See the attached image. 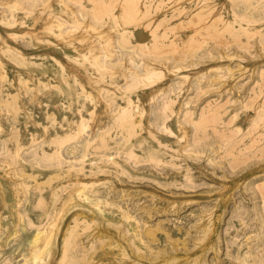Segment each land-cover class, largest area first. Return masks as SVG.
<instances>
[{
  "label": "bare ground",
  "instance_id": "1",
  "mask_svg": "<svg viewBox=\"0 0 264 264\" xmlns=\"http://www.w3.org/2000/svg\"><path fill=\"white\" fill-rule=\"evenodd\" d=\"M4 1V0H3ZM30 0H28V2H29ZM32 2H34V3H32L33 5L35 4V7L32 5V6H30L31 4H30V2H29V4H28V2H26V3H23V7H24V5H27V8H26V6L24 7V8H26L25 10L23 9V11L25 12L27 9H28V13H27V16H26V18L28 17V15H30L29 14V9H33L30 13H33V11L35 12V10H37V8H36V4L38 5V3L37 2H40L39 3V6H41L42 5V3H43V1L45 2H47V0H41V1H36L35 2V0L33 1V0H31ZM50 1H52V0H50ZM54 1V0H53ZM66 2H63V0L61 1H59L60 3L62 2L63 4H65V3H67V0H65ZM73 1V0H72ZM80 1H82L83 3H84V5L86 4V6H84V7H90V8H92L91 9V12H90V9H88L89 10V12L94 16H92V15H90L89 16V18L91 19V16L93 17V18H97V20L99 21V20H101V19H103V18H105V14H107L106 16L107 17H109L108 15H109V12H112L111 14L113 15V17H114V21H112V22H114L113 24H115L116 25V27H119V26H122L121 28L122 29H120V31L122 30L123 31V33L122 34H125V33H127L128 31H130V34H131V31H132V35H130V34H127V35H115V36H113V35H104L107 31H109V30H107L104 34L102 33V32H99V34L97 33V34H94V36H92V37H87L86 35H84V36H76V34H73V37H71L70 38V36H72L71 34H70V31L71 30H74V31H76V29L78 30V28H80V26L81 25H83L82 24V22L81 21H79L80 23H81V25L80 24H78L79 22L77 21V17L75 16V13L74 12H76L77 11V13H78V9H80V7L82 6H80V7H78L77 6V10H75L74 12L72 11V8L71 9H68V8H70L69 6H68V3L66 4L67 6H68V8H67V6L65 5V6H63L62 7V4L60 5V7H62V11L60 10H58L60 13H62L61 15L59 14L58 16H54V17H51L50 18V20L47 22V20H46V24H43V25H40L39 26V29L40 30H43V28H47L48 29V31H47V29H44L45 31H47V33L49 32V33H51L52 31H53V33L51 34L52 35V37L53 38H55L54 36L55 35H58V37L60 38H65L66 40H60V41H62V42H59V43H57V42H54V40H52L51 38H49V39H51V41L52 42H49V39H46L45 41L46 42H49V43H57V44H55L56 45V48L59 50V49H62V50H66L65 51V55L67 56L68 55V57H69V59L73 62V63H75L76 65L78 64H81V63H83L85 60L84 59H86V62H91L92 64H91V66L92 67H88L87 69H89V71H90V74L91 73H93V74H91V75H97V77L96 78H94L93 79V81L94 82H96V83H98V81L100 82V84L99 85H97V84H95V85H97V87H96V89H97V92L98 91H100V94L102 93V95H104V98L105 99H103V101L101 100L102 98H101V96L102 95H100V100L101 101H98L97 102V104H98V106H99V103H100V108H101V113H100V119H99V124H97V126H98V128L94 125V123H95V121L93 122V125L92 126H95L96 128H97V130L96 131H94V129L95 128H93V131L91 130L92 128V126H91V124H92V118H94L93 116H92V118H91V116L87 113V115L85 114V112L87 111H91L90 113L92 114V115H94L93 114V111H95V107H96V105H95V103L93 102V100L95 99L93 96H94V94L93 93H96V92H93L94 90H95V87H94V90H92V87H91V89L87 86V85H85V84H81L82 82H79V79H77V77L76 76H74V74L72 73V68H74V66L71 68V67H68L67 65H65V64H63L62 63V60H59V59H57L56 57H55V55H53V56H51V58H49L46 54H43V52H40V51H38V52H33V53H31L32 54V56H28L29 58H27V56H25L24 54H22L21 52H20V50H18L17 51V49L15 50L14 48L15 47H9V46H7L6 48L4 47V46H2V49L4 48L6 51H10V53H11V51L13 50L14 52H15V55H16V57L17 58H19L20 60H24V61H26V63H28V64H30V66L31 67H33V64H34V66L36 65L37 67H36V69H41L42 71L40 72V74L39 75H41L40 77H42V78H39V80H38V77H39V75H37V82H38V89L39 90H36V92L37 93H33L32 94V99L30 100L31 102H33V103H31V102H29V103H31L32 105H33V108L35 109L34 111H33V113H36V114H38V116H35L36 114H34V116H35V118H33L35 121H36V117H37V119L38 120H41V121H45V120H48V124H46V125H44L43 127H45V129H48V131L47 132H44V129L42 130V132H40L39 131V133H37V131H36V133L34 132V134H36V136H35V138L36 139H40V140H48V141H50L52 144H50V145H48V144H45L44 146H43V142H36L35 140H31V138L30 139H28V137H30L31 135H32V133H29L28 132V130L26 131V133H25V129L27 128V126H26V128L24 129V131L22 132V134L20 133H14V132H16L17 130H18V125H19V119L17 120L14 116H17V115H21V114H17V115H15L14 114V116H11V115H9V111L12 113V108L10 107V103H11V105H12V101H11V99H16V102H15V104L17 103V104H19V105H17V106H20V108L19 107H17V108H19V109H21V102H20V100H18L19 98H18V92L16 93V91H14V92H12V93H16L15 95L17 96V97H14L15 95L14 94H12L11 93V95L10 96H8V97H6V98H3V97H1V95L2 94H4L5 93V88L8 86V85H6L5 83H6V76L4 75V74H0L1 76L3 75L4 77H5V81L3 80V78H2V80L5 82V83H3V81L1 82V76H0V87L2 88V86L3 85H6V86H4L5 88H4V90L5 91H3L1 88H0V108H2V109H4L3 111H5L4 113H6L7 114V112H8V117H14L13 118V120H16V121H18V122H16V121H13L12 119H11V117L9 118L10 119V121L12 120V122H13V124H14V126L16 125V123L18 124L17 125V129L16 128H14V127H11L10 129V131H14L13 132V134H16L15 136H16V140L18 141L17 142V144L15 145V143H13V141L15 140L14 138H15V136L12 134V132H11V134H10V131H9V134L10 135H12V137H13V139H12V137H10V135L9 136H7L8 138V140L5 138H3V140H0V154H1V152H3V154H5V153H8V154H10L9 156L13 159V160H18L19 162H20V164L22 165H20L21 166V168H19V169H21V170H25L26 171V173H27V171H28V169H29V171L31 170V172L34 174V176H33V174H30V173H27L28 175L26 176V173H25V175L24 176H26V177H24V180L22 179L23 178V171H21L22 173L21 174H18V173H16V171H15V173L19 176H22V178L19 176V178H20V180L22 179L23 180V182H21V184L22 183H27V185L29 186V184L28 183H32L31 185H34V180L36 179V181L38 182V184L36 185V188H32V187H30V188H32V189H30V188H28V190H27V186H25L26 188H24V190H26L28 193L26 194V199H24L25 201H23V202H21V203H23V204H21L20 206L21 207H17V205L18 204H20V203H17V199H16V197H14L15 195H13L12 193H13V191H12V193H11V189H12V187H11V184H13L14 183V181L12 180L11 182H13V183H11V184H9L8 183V181H6V180H4V184H3V189L5 188H9V189H7V190H9V193H6V196L4 195V197L3 196H1L0 195V224H2V226H0V264H47L48 262L50 263V260L48 259V255L50 254V252H51V250L54 248V247H57V244L58 243H60V248H61V256H60V258H59V262H58V264H75V262L76 261H79V262H82V261H80V259L82 258V256H83V258H84V255H82L83 254V252H84V249L85 248H83V245H82V248L81 247H79V239L77 238L78 236H79V233L81 232V227H86L87 228V226L88 225H90V224H93V222L95 221V218L93 217V216H97V215H100V217L102 216V217H104V219H106L108 222H107V224H109L110 222H111V224H112V226L114 227V229H115V231L117 232V235L119 236H122V239H123V237H126V238H128L127 240L128 241H132L133 242V238L130 240V237H128L127 235L128 234H130V233H132V236L134 237V236H143V235H148V236H150V235H153L154 233H156L157 232V228H161V230H162V232L164 233L165 231H169V232H171V233H175V232H177V231H181V232H187V234L189 233H191V231H190V229H188V228H190V227H193V228H195V231H196V233H197V239H198V241H203V242H205V240H206V238H207V233H208V231L210 230V229H212L211 227V225H212V218H213V213L215 212L214 210H213V208H216L217 206L216 205H212V206H207V205H205V206H203L202 204H197L198 206H194V207H196V208H194V207H192L191 209H192V215L194 214V218H191V216L189 215V218H188V215H187V213L185 214L184 212L183 213H181V210L183 211L187 206H189L190 204H188V203H191V201L189 202V199H190V197H192V198H198V197H202V195L201 194H196V193H198L199 192V190L200 189H198L202 184H204L205 182H199L198 181V176H197V178H196V174H195V172L193 171V169L191 168V166H188V162H190L189 161V159H188V155H186V154H188L189 153V151L190 152H192L193 150H195V152L196 151H201V149H202V151L204 152V151H207L206 150V147H204L205 145H208V146H210L211 148V150H209V154H210V158H208V162L207 163H209V162H211V163H213V165L211 166L210 165V167H216L217 165H218V162H217V157H218V155H216V154H218V153H216V152H218L219 151V148H221L222 146H220L221 144H220V141H219V139L218 140H216V141H219V146H217V147H215L214 148V146L212 147V145H211V142H209V141H206L207 140V138H208V136H209V138L211 137V135L213 136V134H207L208 136L206 137V135L205 136H203L202 134H205V132L207 131V129H208V127L211 125V121L212 120H214L213 118H214V116L216 115V113L219 111L218 110V108L220 107L219 105H220V103H219V105L217 104V106H213V104L215 105V103L214 102H216V100H217V98L215 99V98H213V99H215V101L214 100H212L213 102H208V104L206 103V105L205 104H203V105H205V106H207L206 108H203L202 110H201V113H200V118L201 119H198V120H195L193 117V112L191 113V111H190V109H187V110H183L182 112H184L183 113V115H184V117H185V119L186 120H189V121H191V122H194L195 123V125L194 126H196V128H197V135L196 136H194L192 139H187V134H188V128L186 127V126H183L182 124H183V122H181V119H182V117L181 116H179V112H178V107H177V103H178V101L179 100H177V99H180V97L182 96L181 94L183 93L182 91L183 90H185V89H187L188 91L189 90H191L192 89V86L193 85H197L195 88H197V91H198V87L200 86V81L201 80H203V72L200 74V75H198L197 74V76L195 77V76H193V78H192V75H191V77L190 78H188L189 76L187 75V74H182L183 76H181L182 78H180L179 80L178 79H173L172 81H171V83L169 84L170 86H169V88L167 87V88H161L162 87V85H161V87L160 88H158L157 89V91L156 92H158L157 93V96L159 95H161V94H159V92H161L162 93V95L160 96L161 98H159V99H157L156 97V103H154V101L152 100H149L148 102L150 103L149 105H145V103H143V98H144V95L142 96V97H140L139 95H140V93H139V95H137V92L135 91V90H139V87L143 84V86H147V85H150L151 86V84H153L155 81H158L159 80V78L160 77H164V75H163V73L162 72H164L162 69H160V65H163V66H166V65H164V63H163V56H165L163 53L165 52V48L166 49H168V48H175L176 47V45H177V47H178V42H176L177 41V38L175 39V42H176V44H175V42L174 41H172V40H174V38H170V39H172V40H170L171 41V43H172V46L173 45H175V47H172L171 46V44L169 43L170 41H168L167 40V43H169L170 44V46L171 47H169V45L168 44H166V39L168 38V36H167V38H166V36H165V34L164 33H166V32H164V30L162 31V30H160V31H158V32H161V33H157V32H155V31H153L155 28H154V26H156V24H160V22H162L163 20H164V18H166V17H169L172 13H174V11H172V10H167L168 12H165L164 13V10H163V12L162 13H157L154 17H155V20H152L151 18H153L154 19V17L152 16L153 15V11L154 12H156L155 10H154V8L155 7H158L159 5H160V7L162 6V8H164L163 7V5L164 4H160V1L161 0H159V1H157V3L159 2V4L157 5V6H155L156 5V3H154L153 5H152V3H151V5H150V2L151 1H148L147 2V0H146V3L148 4L149 3V5H147L145 2H143L142 1V3H145L146 4V6H145V8H142L143 7V5H140L141 3V0H139L138 2H136V0H121V1H123L122 3H121V5H120V8H119V5H118V9H117V11L116 10H110V4H113V3H115V4H117L116 2H114L113 0H85V1H83V0H80ZM117 1V0H116ZM145 1V0H144ZM152 1H154L155 2V0H152ZM162 1H165V0H162ZM167 2H168V0H166ZM165 1V2H166ZM169 1H172V0H169ZM175 1H177V0H175ZM179 1H181V0H179ZM178 1V2H179ZM189 1V0H188ZM201 0H193V1H191L190 2V4L191 5H189L188 3L189 2H185L186 4H188L190 7H193L192 6V4H197L198 2H199V4H201L203 1H205V0H202L201 2H200ZM214 1V0H213ZM216 1V0H215ZM226 1V0H225ZM229 1V0H228ZM231 1L233 2V0H230L229 2H230V4H232L231 3ZM238 2L239 3V1H237V0H234V2ZM245 1V2H244ZM254 0H243V1H240V2H244V3H239V6H240V8L238 7L237 9H240V10H242V11H240V10H237L238 12H240V13H236L237 11H236V9H235V11L236 12H234V10H233V14L232 15H230V12H229V15H228V13L227 12H225L226 10H225V8H227V7H229L228 5H230V4H228L227 3V1H226V3L228 4V5H223V7H225V8H223V14H224V12L226 13V15H228V17H230V19L228 18V21L231 23V24H229L230 26H224L225 28L226 27H230L229 29H230V31H231V28H232V23H234V26L235 27H238V25H239V29L243 32V34L244 35H246L245 33L247 32V30H249L248 32H247V34L249 33V32H251V31H253L252 30V28H247V27H245V29H242V28H244L243 26H245V24H246V22L244 21V20H250V21H252V16H251V18H249V16H250V14H255V11L254 10H256V8H255V3L257 2L256 0V2L254 3L253 2ZM261 1V0H260ZM45 2V3H46ZM57 2H58V0H57ZM58 2V3H59ZM69 2H71V0L69 1ZM74 2H79V0L77 1V0H74ZM82 2H79V3H82ZM113 2V3H112ZM118 2V4H119V1H117ZM164 2V3H165ZM208 2V1H207ZM207 2H204V3H207ZM212 2V1H211ZM211 2H209V3H207L205 6V8L203 7L204 5H203V3L201 4V8H200V11H202L203 13L205 12V11H203V10H201V9H205L206 10V8L207 9H209L208 10V13L207 14H210L209 13V11H210V9L211 8H208L207 7V5H209ZM223 2V1H222ZM233 2V4H236V2L234 3ZM258 2H259V0H258ZM44 3V4H45ZM53 3V2H52ZM59 3V4H60ZM137 3H140V4H138V5H140V6H142L141 7V9L139 10V11H137V12H140V13H138L137 14V12H136V9H137V7H136V4ZM170 3V5L172 4L171 2H169ZM168 3V4H169ZM180 3V2H179ZM213 3V2H212ZM216 3H217V1H216ZM259 3H262V2H259ZM257 4V5H259L260 7H261V5L260 4ZM263 3H264V1H263ZM1 4V3H0ZM43 4V6H46V5H44ZM73 4V3H72ZM74 4H76V3H74ZM183 4H184V2H183ZM182 4V5H183ZM198 4V5H199ZM219 4V2L217 3V5ZM89 5V6H88ZM166 5V4H165ZM164 5V6H165ZM175 5V4H174ZM188 5H184L185 7H187L188 8ZM216 4L214 3V6H215ZM221 5V4H220ZM1 6H3V5H1ZM4 6H5V4H4ZM3 6V7H4ZM42 6V7H43ZM82 6V7H83ZM167 6V5H166ZM165 6V7H166ZM171 6H173V5H171ZM180 6V5H179ZM178 6V7H179ZM184 6H182V7H184ZM195 6V5H194ZM197 6V5H196ZM213 6V7H214ZM230 6H232V5H230ZM235 6V5H234ZM238 6V5H237ZM257 7V9L258 8H260V7ZM262 6H263V4H262ZM2 7V8H3ZM22 7V8H23ZM29 7V8H28ZM32 7V8H31ZM48 8H49V6H47ZM81 7V8H82ZM168 7H170L169 5H168ZM200 7V6H199ZM199 7H197L198 8V10H193L194 8L195 9H197L196 7H193V9H187L188 11H191V10H193L192 12H195L196 13V11H198V14L199 13H201V12H199ZM210 7H211V5H210ZM216 7V6H215ZM221 7V6H220ZM1 8V7H0ZM21 8V7H20ZM41 8V7H40ZM39 8V9H40ZM138 8H140V7H138ZM162 8H159V9H162ZM172 7H170L169 9H171ZM233 8H235V7H233ZM233 8H231V9H233ZM262 8V10H263V8L264 7H261ZM45 9V8H44ZM53 9V8H52ZM76 9V8H75ZM83 9H87V8H83ZM142 9H143V12H142ZM151 9H152V15H150L151 13H150V11H151ZM157 9V8H156ZM159 9L157 10V11H159ZM165 9V8H164ZM172 9H174V8H172ZM176 10H177V8H175ZM179 9H181V8H179ZM182 9H184V8H182ZM215 9V8H214ZM219 9V8H218ZM221 9V8H220ZM228 9V8H227ZM230 9V8H229ZM254 9V10H253ZM74 10V9H73ZM187 10H185V11H187ZM213 10V9H212ZM225 10V11H224ZM244 10H246V12H244ZM248 10V11H247ZM49 11H50V8H49ZM80 11H82V13H83V18L85 17V14L86 13H84L83 11H87V10H80ZM79 11V12H80ZM171 11H172V13H171ZM187 11V12H188ZM221 11V13L220 14H222V10H220ZM39 12H41V9H40V11ZM48 12V11H47ZM58 12V13H59ZM88 12V11H87ZM88 12V13H89ZM176 12V11H175ZM181 12V11H180ZM186 12V13H187ZM206 12H207V10H206ZM205 12V13H206ZM212 14L215 12V11H210ZM218 12V11H217ZM258 12V11H257ZM256 12V13H257ZM260 13H264V10L263 11H259ZM43 13V12H42ZM49 13H53V11L52 12H49ZM54 13H55V11H54ZM89 13V14H90ZM178 13H179V11H178ZM177 13V14H178ZM185 13V12H184ZM189 13V12H188ZM203 13H202V15L200 14L199 16H204L205 15V17L204 18H207L208 17V15H207V17H206V14H204L203 15ZM21 14H22V12H21ZM81 14V13H80ZM183 14V13H182ZM211 14V15H212ZM220 14H218L217 16H215V17H217L216 18V20H218V22L221 20V18L219 19V15ZM236 14V15H235ZM258 14V13H257ZM26 15V14H25ZM39 15V14H38ZM37 15V16H38ZM41 15V14H40ZM44 15V14H43ZM43 15H41V16H43ZM50 15V14H49ZM49 15H48V17H49ZM53 15V14H52ZM87 15L88 14H86V18H87ZM111 15V16H112ZM186 15V14H185ZM190 15V14H189ZM188 15V16H189ZM192 15H194V13L192 14ZM261 15V14H260ZM22 16V15H21ZM34 16H36V13H35V15ZM45 16V15H44ZM79 16H81V15H79ZM104 16V17H103ZM180 16H181V14H180ZM210 16V15H209ZM221 16V15H220ZM223 16V15H222ZM246 16V17H245ZM254 16V15H253ZM257 15L255 14V16H254V19H253V21H256V19L258 18V17H256ZM262 16V15H261ZM39 17V16H38ZM47 17V18H48ZM72 17V18H71ZM102 17V18H101ZM151 17V18H150ZM171 17H173L172 15H171ZM177 18L179 17V16H176ZM176 17H174V18H176ZM184 17H186V16H184ZM183 17V18H184ZM191 18H192V16H190ZM215 17H214V19H215ZM247 18V19H245V18ZM256 17V18H255ZM32 18H35L36 19V17H30L29 16V18L27 19V22L29 23V21L32 19ZM40 18V17H39ZM92 18V19H93ZM99 18H101V19H99ZM198 18V17H197ZM196 18V19H197ZM203 18V17H202ZM202 18L200 19L201 20V22H202ZM210 18V17H209ZM223 19L225 18V20H222V21H226V17H225V14H224V16L222 17ZM244 18V19H243ZM259 18H260V16H259ZM258 18V19H259ZM24 19L25 18H23V20L22 21H24ZM43 19H46V18H44L43 17ZM75 19V20H74ZM89 19V20H90ZM91 19V20H92ZM168 18H166V22L169 20L171 23L170 24H172V25H170L169 23V25H170V27L172 26H175V25H173V24H177L178 22H174V23H172L173 21H172V19L170 20V19H168ZM208 19V18H207ZM211 19V18H210ZM214 19H212V21L213 22H209V24L210 23H212L211 25H209L208 24V29H209V27H214V25H215V29H214V31H212L213 33L217 30V29H219V28H217V27H219L220 25L219 24H221V23H217V21L216 20H214ZM257 19V20H258ZM261 19V18H260ZM263 19H264V15H263ZM263 19H262V21H263ZM37 20V19H36ZM35 20V21H36ZM72 20H73V22H72ZM81 20V19H80ZM87 20V19H86ZM90 20V21H91ZM96 20V21H97ZM106 20V19H105ZM104 20V21H105ZM108 20V19H107ZM150 20H151V22H150ZM162 20V21H161ZM175 20V19H174ZM187 20V19H186ZM189 20V19H188ZM195 20V19H194ZM248 20V21H249ZM21 21V22H22ZM25 21H26V19H25ZM34 21V20H33ZM34 21V22H35ZM38 21V20H37ZM74 21H75V23H74ZM83 21H84V19H83ZM141 21V22H140ZM156 21V22H155ZM165 21V20H164ZM196 21V20H195ZM216 21V22H215ZM252 21V22H253ZM258 21H260V23H262L261 22V20H258ZM78 22V23H77ZM103 22V21H102ZM102 22L100 21V25H99V22H97V24L100 26V27H102L101 25H103L102 24ZM145 22V23H144ZM147 22H150V23H148V25H146L147 24ZM155 22V23H154ZM180 22H182V20H180ZM192 22H193V19H192ZM201 22H199V21H197V24L198 23H201ZM228 22V23H229ZM10 22H7V24H9ZM26 23V22H25ZM24 22H23V25L25 24ZM28 23H26L27 24V26L29 25H31V24H28ZM31 23H33V22H31ZM41 23V22H40ZM43 23V22H42ZM76 23H77V25L79 26H77L76 25ZM84 23V22H83ZM85 23H87V21L85 22ZM94 23H96L95 21H94ZM94 23H92V25H94ZM105 23H107V21H105L104 22V24ZM129 23V25L132 23H134L133 25H131L132 27L133 26H135L136 27V25H145V27H144V29L146 28V26H147V29L149 28L148 26H149V24L150 25H152L153 24V32H152V37L151 38H148V40H146V41H144L143 39L145 38L144 37V33L142 32V31H136L135 33H137V34H133V31H135V30H131L130 29V26H128V25H126V24H128ZM139 23H144V24H139ZM162 23H164V22H162ZM225 23V22H224ZM228 23H226V24H228ZM249 23H251V22H249ZM255 23H257V21L255 22ZM88 24H90V22L88 23ZM112 24V25H113ZM167 24V25H168ZM190 24H192V23H190ZM194 24H196V23H194ZM216 24H218V25H216ZM222 24H223V22H222ZM221 24V26H220V28H222L223 27V25ZM240 24H241V26H240ZM263 24V23H262ZM20 25L22 26V24L20 23ZM75 25V26H74ZM111 25V26H112ZM115 25H114V27H115ZM161 25V24H160ZM164 25V24H163ZM163 25H161L160 27H161V29H163L162 28V26ZM213 25V26H212ZM261 25V24H260ZM37 26V25H36ZM73 26H74V28H73ZM95 26V25H94ZM110 26V27H111ZM157 26H159V25H157ZM182 26V25H181ZM184 26V25H183ZM182 26V27H183ZM200 26V25H199ZM198 26V27H199ZM205 26H207V25H205ZM234 26H233V30H235V32L236 31H238V33L240 32L241 33V31H239L237 28L236 29H234ZM247 26H249V25H247ZM250 26H251V24H250ZM249 26V27H250ZM263 26V25H262ZM262 26H260V27H257L256 29H258V28H260L261 29V27ZM23 27V26H22ZM31 27H35V26H32L31 25ZM49 27H50V29H49ZM76 27H78V28H76ZM86 27V26H85ZM84 27V28H85ZM109 27V28H110ZM114 27H111L112 29L114 28ZM165 27V26H164ZM169 27V26H168ZM167 27V28H168ZM169 27V28H170ZM171 27V28H172ZM177 27V26H176ZM197 27V26H196ZM202 27H204V26H202ZM223 27V29L224 30H228L229 31V29L227 28V29H225ZM242 27V28H241ZM252 27V26H251ZM42 28V29H41ZM83 28V29H84ZM89 28H95L93 31H92V29H91V31L92 32H94L95 30H97V28L96 27H93V26H89ZM89 28H87V29H89ZM111 28H110V30H111ZM120 28V27H119ZM118 28V29H119ZM127 28H129V30L127 29ZM173 28H175V27H173ZM173 28H172V30H170L171 32H173L174 30H173ZM178 28V30H179V27H177ZM201 28V27H200ZM211 28V30H213ZM247 28V29H246ZM255 28V25H254V27H253V29ZM8 29V28H7ZM82 29V30H83ZM87 29H86V31H87ZM146 29V30H147ZM157 30H158V27L156 28ZM165 29H166V27H165ZM187 29V28H186ZM202 29V28H201ZM201 29H200V31H199V29H197L198 30V32H201ZM223 29H221L220 30V33L222 34V32H224V30ZM251 29V30H250ZM260 29H259V31L258 32H260ZM262 29H263V27H262ZM29 30V29H28ZM52 30V31H51ZM103 30H105V29H103ZM124 30H127L125 33H124ZM175 30L177 31V29L175 28ZM181 30V29H180ZM179 30V31H180ZM182 30H184V27H183V29ZM206 30V29H205ZM210 30V29H209ZM209 30H206V33H207V31H208V34H212V35H209V36H212L213 37V35L215 36V34H219V32L217 31V32H215V34H213L212 32H210ZM264 30V29H263ZM262 30V31H263ZM100 31V30H99ZM101 31H102V29H101ZM116 31H119V30H117L116 29ZM148 31H149V29H148ZM169 34H170V31H168V30H166ZM29 32V31H28ZM38 32V31H37ZM37 32H35V33H37ZM72 32V31H71ZM89 32H90V30H89ZM88 32V33H89ZM175 32V31H174ZM178 32V31H177ZM184 32V31H183ZM183 32H181L182 34H183ZM186 32V31H185ZM195 32V31H194ZM197 32V31H196ZM195 32V33H196ZM225 32H227V31H225ZM234 32V33H235ZM254 33H255V31H253ZM264 32V31H263ZM262 32V33H263ZM34 33V34H35ZM40 33H41V31H40ZM39 33V34H40ZM85 33H87V32H85ZM114 33V32H113ZM118 33V32H117ZM167 33V34H168ZM229 33V32H228ZM231 33V32H230ZM230 33H229V35H230ZM237 33V34H238ZM252 33V32H251ZM250 33V34H251ZM25 34V33H24ZM23 34V35H24ZM38 34V33H37ZM37 34H36V36H37ZM38 34V35H39ZM66 34H67V36H66ZM79 34V33H78ZM77 34V35H78ZM107 34V33H106ZM174 34V33H173ZM181 34V35H182ZM199 34H201V33H199ZM204 33H202L201 35H203ZM223 34H225V33H223ZM222 34V36H224V42H225V36H226V34L225 35H223ZM256 34V33H255ZM264 34V33H263ZM262 34V36H261V33H260V37H263L264 35ZM23 35H21L22 36V38H26V34L23 36ZM28 35V37L30 36L29 35V33L27 34ZM43 36H44V34H42ZM50 35V34H49ZM48 35V36H49ZM75 35V36H74ZM88 36H89V34H87ZM91 35V34H90ZM172 35V34H171ZM178 36H179V33L177 34ZM177 35H174V36H177ZM184 35V34H183ZM182 35V36H183ZM185 35H187V34H185ZM195 35V34H194ZM205 35V34H204ZM220 35V34H219ZM228 35V34H227ZM228 35V36H229ZM231 35H232V33H231ZM230 35V36H231ZM234 35V34H233ZM46 36V35H45ZM47 36V37H48ZM124 36V37H123ZM173 36V37H174ZM188 36V35H187ZM189 36H190V34H189ZM192 36H193V34H192ZM229 36V37H230ZM235 36V35H234ZM233 36V37H234ZM49 37H51V36H49ZM197 37V36H196ZM216 38H218L217 40L219 41V37H217V35L215 36ZM239 37V36H238ZM242 37V36H241ZM249 38H250V36H248ZM22 38H20L21 39V41H19L20 43H26L25 41L26 40H28V44L30 43V44H34V42H32V41H29V39H30V37L29 38H27V39H23L24 40V42L22 41ZM36 38H38V37H35L34 39H36ZM39 38H41L40 36H39ZM57 38V37H56ZM124 38H125V41H124ZM166 38V39H165ZM168 38V39H169ZM182 39H183V37H181ZM188 38V37H187ZM187 38H186V42H188V44L190 43V41H187ZM190 38V37H189ZM189 38H188V40H189ZM193 38V37H192ZM216 38H215V40H216ZM232 38V37H231ZM236 38V37H235ZM112 39L114 40V41H112ZM180 39V38H179ZM191 39V38H190ZM194 39V38H193ZM220 43L223 41L222 40V38H221V35H220ZM230 39V38H229ZM17 40V39H16ZM19 40V39H18ZM31 40H32V35H31ZM131 40V43H128V41H130ZM195 40V39H194ZM196 40H197V38H196ZM204 40V39H203ZM228 40V39H227ZM227 40H226V42H227ZM239 40V39H238ZM245 40V39H244ZM260 41L262 40V39H259ZM264 40V39H263ZM39 41V39L37 40V42ZM45 41L42 39V41H40V42H44L45 43ZM134 41V42H133ZM144 41V42H143ZM183 40H180L179 42H182ZM184 41H185V39H184ZM199 41V40H198ZM230 41V40H229ZM246 41H248V40H246ZM259 41V42H260ZM32 42V43H31ZM36 41H35V44L37 43ZM127 42V43H126ZM174 42V43H173ZM186 42H185V44H186ZM191 42L192 43H190V44H192V45H194V44H196V43H194L193 42V40H191ZM199 42H201V41H199ZM203 42V41H202ZM204 42H207V41H204ZM242 42V41H241ZM249 42V41H248ZM262 43H264L263 41H261ZM260 42V43H261ZM86 43V44H85ZM135 43H137V45H135ZM183 44H184V42H182ZM182 43L181 44H179V45H182ZM194 43V44H193ZM259 43V44H260ZM260 44V45H263V44ZM27 44V45H28ZM34 44V45H35ZM38 44V43H37ZM138 44H142L143 45V48H142V45L141 46H138ZM184 44V45H185ZM187 44V45H188ZM200 44L201 43H199V46H200ZM244 44L246 45L247 43L245 42V43H241V45H243L244 46ZM25 45V44H24ZM23 45V46H24ZM34 45H32V46H34ZM49 46H50V44H48ZM48 45H47V47L46 48H48ZM87 46L86 48H82L83 46ZM167 45H168V47H167ZM184 45H182V46H184ZM191 45V47H192V50L194 51L195 50V48L197 49L198 47V45L196 46L195 45V48H194V46H192ZM202 45V44H201ZM205 45V44H204ZM239 46V45H237V46H239L241 49H243L244 47L243 46ZM251 45V44H250ZM29 46H31V45H28V47ZM31 46V47H32ZM36 46V45H35ZM41 46H43V45H41ZM53 46V45H52ZM166 46V47H165ZM182 46H181V48H182ZM190 46V45H189ZM188 46V47H189ZM211 46V45H210ZM217 46V45H216ZM247 46L250 48V46L247 44ZM252 46V45H251ZM9 47V48H8ZM27 47V46H26ZM158 47H164L163 49H164V52L163 53H160L161 55H158V54H155L154 55V53L155 52H157L158 53V51H163V50H161V48L159 49V50H156ZM190 47V48H191ZM205 48L207 47V46H204ZM217 47H219V46H217ZM259 47H261V46H259ZM263 47H264V45H263ZM1 48V47H0ZM37 48H39V47H37ZM55 48V49H56ZM133 48H135V49H133ZM139 48H141V49H144V50H142V51H145V49L147 50V51H145V52H142L141 51V49H140V51H139ZM180 48V49H181ZM190 48H188V49H190ZM220 48V47H219ZM218 48V49H219ZM222 48V47H221ZM245 48H246V46H245ZM244 48V49H245ZM49 49V48H48ZM47 49V50H48ZM179 49V47L177 48V49H175V50H178ZM179 49V50H180ZM184 49V48H183ZM182 49V51H185V50H183ZM188 49L186 50L187 51V53H188ZM199 49H200V47L198 48V52H199ZM201 49H203V45H202V48ZM209 49V48H208ZM251 49V48H250ZM262 49H264V48H262ZM135 50V51H134ZM154 50H156V51H154ZM174 50V49H173ZM175 50H174V52H175ZM191 50V51H192ZM211 50V49H210ZM209 50V51H210ZM220 50V49H219ZM223 50H224V48H223ZM246 51H247V49H245ZM8 51V52H9ZM28 51H30V50H28ZM54 51V50H53ZM154 52V53H151V54H153V58H151V56L152 55H150V57H147L146 59H144V58H140V57H142V55H143V53H146V52ZM167 52H168V50H166ZM181 51V52H182ZM185 51V52H186ZM190 51V50H189ZM190 51V52H191ZM192 51V52H193ZM197 51V50H196ZM196 51L194 52V55H196L195 53H196ZM204 51V50H203ZM208 50H206V54H210L211 52H207ZM221 51V50H220ZM263 51V50H262ZM261 51V52H262ZM24 52V51H23ZM49 52H50V50H49ZM61 52V51H60ZM126 52H129L131 55L128 57V54H127V57L129 58H127L128 59V61L126 60V57L124 56V54L126 53ZM148 52V53H149ZM169 52H172V50L170 51V49H169ZM168 52V53H169ZM174 52H172V53H174ZM176 52H179V51H176ZM184 52V54H186L187 55V53H185ZM189 52V53H190ZM190 53V55L191 56H194V55H192L193 53ZM201 52H202V50H201ZM222 52V51H221ZM225 52V51H224ZM264 52V51H263ZM141 54V55H139V54ZM166 53V52H165ZM226 53V52H225ZM229 52H227L226 53V55L228 54ZM247 53V52H246ZM246 53H244V51H243V54H246ZM257 53V52H256ZM56 54V53H55ZM63 54V53H62ZM147 54V53H146ZM146 54H144V55H146ZM179 54H181V53H179ZM183 54V53H182ZM183 54V55H184ZM199 54L200 53H198L197 55H198V57H199ZM202 54H204V52L203 53H201V56H202ZM205 54V55H206ZM212 54V53H211ZM210 54V55H211ZM221 54V53H220ZM235 54V53H234ZM234 54H232V58H234V57H236ZM238 54H241V53H238ZM242 54V55H243ZM29 55V54H28ZM47 57H46V56ZM143 55V56H144ZM148 55V54H147ZM146 55V56H147ZM167 55H169V57L168 58H170L171 59V56H170V54H167ZM205 55L204 56H202V57H205ZM212 55H214V54H212ZM212 55L211 56H208V55H206V57L207 58H209V57H211V59H212ZM223 54H221V56H222ZM254 55V54H253ZM258 55V54H257ZM63 56V55H62ZM123 56H124V58H123ZM174 56V55H173ZM178 56V55H177ZM180 56H182V55H180ZM185 56V55H184ZM215 56V55H214ZM221 56H219V57H221ZM224 56V55H223ZM229 58H231L229 55H227ZM245 57H246V55H244ZM248 56H251V54L249 53V55ZM247 56V57H248ZM255 56V55H254ZM254 56H252L253 58H254ZM260 56V55H259ZM263 56H264V54H263ZM167 57V56H166ZM176 57V55L174 56V59H177L178 60V58H180V57H177V58H175ZM190 57V56H189ZM195 57V56H194ZM197 57V56H196ZM245 57H244V59H245ZM251 57V58H252ZM255 57H258V56H255ZM186 58H188V57H186ZM193 58V57H192ZM201 58V57H200ZM215 58H217L218 59V57H215ZM221 58H226V56H224V57H221ZM228 58V59H229ZM252 58V59H253ZM34 59V60H33ZM181 60L179 61L178 60V62H181V63H183L184 64V61H187V59L186 60H184L183 62H182V60L183 59H185V57H181L180 58ZM189 60L191 59V58H188ZM216 59V60H217ZM236 59V58H235ZM239 59H241V58H239ZM243 59V58H242ZM247 59V58H246ZM250 59V58H249ZM257 59V58H256ZM81 60H84V61H81ZM166 60V59H165ZM169 60V59H168ZM172 60H173V58H172ZM188 60V61H189ZM192 60V59H191ZM193 60H195L194 58H193ZM192 60V61H193ZM198 59H196V61H197ZM202 59H200V61H201ZM203 60H205V59H203ZM208 60V59H207ZM210 60V59H209ZM208 60V61H209ZM215 60V59H214ZM42 61H46V62H49V64L47 65V64H44L45 62H42ZM199 61V60H198ZM207 61V62H208ZM213 61V60H212ZM70 62V61H69ZM86 62H84V63H86ZM165 62V61H164ZM177 62V63H178ZM201 62H203V61H201ZM229 62V61H228ZM264 62V61H263ZM25 63V64H26ZM83 63V64H84ZM88 63V64H89ZM169 63H171V62H169ZM173 63H175V65H176V60H175V62L173 61ZM173 63H171L170 65L172 66L173 65ZM180 63V64H181ZM189 63H190V61H189ZM204 63H205V61H204ZM227 63V62H226ZM234 63H236V62H234ZM238 61H237V65H238ZM262 63V62H261ZM28 64H26V66L28 65ZM44 64V65H43ZM166 64V63H165ZM193 64V62L191 63V65ZM195 64V63H194ZM198 64V63H197ZM86 65L87 64H85V67H86ZM179 65V64H178ZM177 65V66H178ZM189 65V64H188ZM191 65H190V67H191ZM217 65V64H216ZM225 65V64H224ZM228 65V64H227ZM226 65V66H227ZM233 65V64H232ZM235 65V64H234ZM233 65V66H234ZM241 65V64H240ZM247 65V64H246ZM257 65H258V63H257ZM256 65V66H257ZM264 65V64H263ZM81 67L82 66H84V65H80ZM162 66V67H163ZM196 66V65H195ZM210 66V65H209ZM230 66V65H229ZM236 66V65H235ZM239 66V65H238ZM84 67V68H85ZM126 69V73L124 72V68ZM161 67V68H162ZM169 67V66H168ZM167 66H166V68H168ZM179 67H182V65L180 66H178V67H176L175 66V68H178L179 69ZM183 67L184 68H186L185 67V65H183ZM183 67H182V69H183ZM192 67H193V65H192ZM222 67V66H221ZM241 67H243V65L241 66ZM245 67V66H244ZM243 67V68H244ZM27 68H29V65L27 66ZM34 68V67H33ZM172 68V67H171ZM171 68H169V70L168 71H170V69ZM188 68V67H187ZM213 69H215V70H213V71H216L217 69H216V67H212ZM211 68V69H212ZM237 68V67H236ZM239 68H240V66H239ZM247 68V67H246ZM8 69V68H7ZM35 69V68H34ZM76 69V68H75ZM81 69V68H80ZM79 69V70H80ZM181 69V68H180ZM208 69V68H207ZM218 69H219V71L221 70V69H224V67H222V68H220V67H218ZM233 69H235V68H232L231 66L230 67H228V72L229 71H231V74H232V72H235L236 70H233ZM240 69H242V68H240ZM239 69V70H240ZM254 69V68H253ZM256 69V68H255ZM85 70H86V68H85ZM128 70V71H127ZM178 71V70H175V69H173L172 68V72H174V71ZM200 69H198V71H199ZM209 70H210V68H209ZM233 70V71H232ZM246 70V69H245ZM247 70H248V68H247ZM250 70V69H249ZM40 71V70H39ZM74 71V73H76L75 72V70H73ZM170 71V73H172ZM207 71V70H206ZM205 71V73H207ZM218 71V70H217ZM217 71H216V74L215 75H217ZM222 71V70H221ZM224 71H226V70H224ZM244 73H245V71L244 70H242ZM258 71V73H257V75H259V77L256 79V83H254L253 85H254V87L256 86L257 87V85H258V83H260L259 85L261 86V82H264V66H262V67H259V69L257 70ZM197 72V71H196ZM200 72V71H199ZM209 72H211L212 73V71H209ZM223 72V71H222ZM222 72H220L221 73V75H222ZM237 72V71H236ZM240 72V71H239ZM251 72V71H250ZM256 72V71H255ZM80 73V72H79ZM84 73V72H83ZM86 73V72H85ZM98 73V74H97ZM167 73V72H166ZM165 73V74H166ZM195 73V72H194ZM204 73V74H205ZM210 73V74H211ZM215 73V72H214ZM227 73V72H226ZM230 73V72H229ZM249 73V72H248ZM77 74V73H76ZM179 74V73H178ZM208 74V73H207ZM207 74H206V76H204V77H208L207 76ZM213 74V73H212ZM236 74V73H235ZM243 74V73H242ZM33 75V74H32ZM31 75V76H32ZM48 75V76H47ZM78 76H79V74H77ZM86 75V74H85ZM159 75H160V77H159ZM170 75V74H169ZM214 74H213V76H215ZM218 75H220V74H218ZM217 75V76H218ZM238 75V74H237ZM239 75H241V72H240V74ZM238 75V76H239ZM251 75V74H250ZM87 76V75H86ZM167 76H168V73H167ZM213 76H212V78H213ZM225 76H228V75H224L223 77L225 78ZM232 76V75H231ZM236 76V75H235ZM234 76V77H235ZM254 76V75H253ZM35 77V76H34ZM80 77V76H79ZM89 77V76H88ZM94 77V76H93ZM158 77V78H157ZM221 78V80L222 79H224V78ZM230 77V76H229ZM228 77V78H229ZM244 77V76H243ZM242 77V78H243ZM250 77V76H249ZM11 78V77H10ZM22 78H24V80L25 79H27V82H28V78L26 77H22ZM82 78V77H81ZM86 78V77H85ZM172 78V77H171ZM171 78H169L170 80H171ZM209 78H211V77H209ZM208 78V79H209ZM218 78V77H217ZM232 78V77H231ZM236 78V77H235ZM234 78V79H235ZM34 79V78H33ZM157 79V80H156ZM164 79V78H163ZM205 79V78H204ZM207 79V78H206ZM214 79H215V77H214ZM219 79V78H218ZM226 79V78H225ZM13 80V79H12ZM161 80V79H160ZM159 80V81H160ZM211 80V79H210ZM213 80V79H212ZM221 80L219 81V82H221ZM239 80V79H238ZM247 80V79H246ZM252 80V79H251ZM35 81V80H34ZM204 81V80H203ZM202 81V82H203ZM228 81V80H227ZM234 81V80H233ZM7 82H8V80H7ZM26 82V81H25ZM24 82V83H25ZM30 82H32V81H30ZM201 82V83H202ZM208 82H209V80H208ZM219 82H217V83H219ZM239 82V81H238ZM258 82V83H257ZM9 83V82H8ZM84 83H86V82H84ZM90 83H92L91 81H90ZM184 83H186V85H187V83H188V85H187V87L185 88V86H184ZM243 85H244V83L243 82H241ZM246 83H248V82H246ZM1 84H2V86H1ZM209 84V83H208ZM219 84H221V83H219ZM240 84V83H239ZM238 84V85H239ZM257 84V85H256ZM25 85V84H24ZM28 85V84H27ZM24 86V88L25 87H27L24 91H26L27 89H29V86L30 85H32V84H30V85H28V86ZM90 85V84H89ZM94 85V84H93ZM154 85V84H153ZM207 85V84H206ZM213 85V84H212ZM222 85V84H221ZM232 85V84H231ZM263 85H264V83H262V86L260 87V86H258V89H259V87L260 88H262L263 87ZM165 86V85H164ZM167 86V85H166ZM201 86H202V84H201ZM208 86V85H207ZM215 85H213V87H214ZM218 86V85H217ZM236 86V85H235ZM241 86V85H240ZM11 87V86H10ZM10 87H8V88H10ZM32 87V86H31ZM191 87V88H190ZM194 87V86H193ZM203 87H204V85H203ZM211 87V86H210ZM234 87V83H233V86H232V88ZM254 87H253V89H254ZM255 87V88H256ZM8 88H6V89H8ZM20 88H22L23 89V84H22V87H20ZM87 88V89H86ZM141 88V87H140ZM195 88H193V90H195ZM200 88H202V87H200ZM215 88H216V86H215ZM219 88H222V86L221 87H217L216 89H219ZM237 88H238V86H237ZM237 88H236V90H237ZM240 88H242V87H240ZM240 88H238V91L239 90H241ZM251 88H252V86H251ZM14 89V88H13ZM21 89V90H22ZM33 89V87L31 88V93H32V90ZM77 89H79V90H81V91H83V92H79L80 94H78V93H76V90ZM212 89V88H211ZM210 88H209V90L210 91H212ZM235 89V88H234ZM257 89V94H254V92L256 91L255 89V91L253 92V96H252V98L254 97V95H255V99L253 100V101H257V99H259L258 97H261L260 95H262V93H259V90ZM202 91L204 90V89H201ZM207 90V89H206ZM205 90V91H206ZM214 90V89H213ZM252 90V89H251ZM262 89H260V91H261ZM12 90H8V92H9V94H10V92H11ZM20 91V90H19ZM143 91V90H142ZM195 92L194 93V91L192 92V93H194L195 95H196V93H198V94H200L201 93V91H199V92ZM215 91V90H214ZM213 91V92H214ZM216 91H218V90H216ZM221 91V90H220ZM224 91V90H223ZM28 92H30V90L28 91ZM27 92V93H28ZM155 92V93H156ZM182 92V93H181ZM191 92V91H190ZM189 92V93H190ZM204 92V91H203ZM209 92V91H208ZM208 92H204V93H208ZM247 92V91H246ZM6 93H7V91H6ZM20 93V92H19ZM26 93V92H25ZM27 93H26V95H27ZM154 93V94H155ZM188 93V92H187ZM186 93V91H185V94H187ZM214 93H217V92H214ZM224 93H225V91H224ZM232 93H234V92H232ZM241 93V92H240ZM75 94H78V95H76L77 97H75ZM153 94V95H154ZM197 94V96H200L201 97V94L200 95H198ZM208 94H211V93H208ZM213 94V93H212ZM239 94V93H238ZM249 94H251L250 93V90H249ZM258 94H259V96H258ZM84 95L86 96L87 95V98H85L84 97ZM214 95V94H213ZM217 95V94H216ZM219 95V94H218ZM226 95V94H225ZM225 95L223 96V99H224V97H225ZM241 95V94H240ZM245 95V94H244ZM256 95H257V98H256ZM11 96H13V97H11ZM24 96V95H23ZM39 96V97H38ZM78 96H80V98H78ZM186 97H187V95H185ZM190 96V95H189ZM208 96H210V95H208ZM248 96V95H247ZM263 96H264V93H263ZM9 97H11V99L9 98ZM25 97V96H24ZM153 98H154V96H152ZM183 97V96H182ZM186 97H184V98H186ZM191 97V96H190ZM190 97H187L186 99H185V101H183L182 99V101H183V103H185V105L187 106V104L190 102ZM206 97V96H205ZM219 97V96H218ZM230 97V96H229ZM234 97H237V96H234ZM244 97H246V96H244ZM244 97H242L243 99H244ZM249 97V96H248ZM27 98V97H26ZM30 98V97H29ZM99 98V97H98ZM97 98V99H98ZM150 98V97H149ZM153 98H151V99H153ZM191 98H193V97H191ZM195 98H196V96H195ZM195 98H193L192 100H194ZM203 98V97H202ZM239 98V97H238ZM251 98V97H250ZM249 98V99H250ZM6 99H10V103H8V102H6ZM17 100L20 102H17ZM141 100V101H140ZM191 100V101H192ZM196 101H198L197 99H195ZM195 100H194V102H195ZM206 100V99H205ZM210 100V99H209ZM234 100V99H233ZM237 100V99H236ZM240 100V99H239ZM247 101H249L250 102V100H248V99H246ZM264 100V99H263ZM8 101V100H7ZM15 101V100H14ZM14 101H13V103H14ZM176 101H177V103H176ZM181 101V102H182ZM201 100H199V102H200ZM219 101V100H218ZM217 101V102H218ZM221 101V100H220ZM229 100H228V98H227V100H226V102H228ZM252 100H251V102H253ZM23 102V101H22ZM193 102V101H192ZM202 102V101H201ZM225 102V101H224ZM224 102H222L221 104V106H224V105H226V104H224ZM230 102V101H229ZM229 102H228V104H229ZM233 102H235V100L233 101ZM238 102V101H237ZM259 102H261V101H259ZM264 102V101H263ZM8 104V106H9V108H8V106H7V104ZM63 103H68L67 104V106L65 107L64 106V104ZM93 103H94V106H93ZM196 103V102H195ZM236 103V102H235ZM6 104V105H5ZM181 104V103H180ZM179 104V105H180ZM196 104H198V103H196ZM224 104V105H223ZM232 104V103H231ZM240 104V103H239ZM245 104H247V103H245ZM194 104H192V106H193ZM209 105H211V107L209 106ZM241 105H244V103H242ZM240 105V106H241ZM250 105V108H251V103L249 104ZM249 105H247L248 106V109H249ZM27 106V105H26ZM35 106V107H34ZM184 106V105H183ZM186 106H185V108H186ZM201 106V105H200ZM209 106V107H208ZM253 106H255V104L253 105V103H252V107ZM256 106H258V105H256ZM263 106V107H262ZM261 106V108L259 109H255L254 107H253V109H255V111L251 114V117H250V119L247 121L246 119H245V122L247 121L249 124H250V122H251V118L252 117H257V118H264V105H262ZM14 105H13V109H14ZM24 107V106H23ZM46 107H49V109L51 108V109H53L54 111H55V113H52V114H55V115H49L48 114V108H46ZM70 107V108H69ZM91 107H94V109L93 108H91ZM188 107H189V104H188ZM194 107V106H193ZM198 106H196V108H197ZM238 107V106H237ZM245 107V108H244ZM243 108L244 109H246L247 107H246V105L244 106ZM11 108V109H10ZM27 108V107H26ZM28 108H30L31 109V107L29 106ZM243 108H241V109H243ZM16 109V108H15ZM194 109V108H193ZM220 109H222L223 110V108L222 107H220ZM229 109V108H228ZM227 109V110H228ZM240 109V110H241ZM17 110V109H16ZM16 110H14L13 112H15ZM26 110V109H25ZM192 110V109H191ZM226 110V111H227ZM240 110L238 111V112H240ZM2 110L0 109V112H1ZM7 111V112H6ZM27 111V110H26ZM31 111V110H30ZM29 111V112H30ZM50 111V110H49ZM97 111H98V109H97ZM196 111H198V109L196 110ZM18 112H24V110L23 111H18ZM224 112H225V110H224ZM250 112V111H249ZM4 113H1L0 115H1V117L3 116V115H5ZM10 113V114H11ZM15 113H17V112H15ZM226 113V112H225ZM225 113H224V115H225ZM235 113V112H234ZM30 114V113H29ZM98 114V113H97ZM97 114H96V116H97ZM194 114H195V112H194ZM198 114H199V111H198ZM250 114V113H249ZM13 115V114H12ZM23 115V114H22ZM21 115V116H22ZM27 114H25V116H26ZM221 115H223V114H221ZM233 115V114H232ZM236 115H240V113L238 114H234L233 116H235V117H238V116H236ZM6 116V115H5ZM29 116V115H28ZM27 116V117H28ZM54 116V117H53ZM218 116H220L219 115V113H218V115L217 116H215V119H216V117H218ZM233 116H231V117H233ZM262 116V117H261ZM33 117V116H32ZM234 117V118H235ZM3 118V117H2ZM18 118V117H17ZM29 118L31 119V116H29ZM181 118V119H180ZM199 118V117H198ZM227 118V117H226ZM8 118H7V120H9ZM25 119H27V118H25ZM69 119H72V120H74L73 121V124H72V121H70ZM95 119H96V117H95ZM94 119V120H95ZM184 119V118H183ZM183 120V121H186V120ZM219 119V118H218ZM217 119V120H218ZM254 119V118H253ZM252 119V120H253ZM256 119V118H255ZM261 119H256V120H261ZM201 120V121H200ZM217 120H215V122L217 123L218 121ZM221 120H223V119H221ZM220 120V122H223V121H221ZM10 121H7L8 123H10ZM41 121H39V123L41 124L42 122ZM189 121H187L188 123H189ZM197 121H198V124H196L197 123ZM200 121V122H199ZM232 121V119L230 120V121H228V122H231ZM234 121V120H233ZM233 121H232V123L231 124H233ZM264 121V119L260 122H258V121H254V122H256L257 124H260V123H262ZM0 122H1V120H0ZM3 122V121H2ZM28 122H30V120H28ZM31 122H32V120H31ZM38 122V121H37ZM186 122V123H187ZM214 122V121H213ZM212 122V123H213ZM241 123H243L244 122V120H241L240 121ZM244 122V123H245ZM253 122V121H252ZM39 123H34V122H32L31 123V125H33V128L34 129H36V128H38V130H40L39 128H40V124ZM89 123H91V124H89ZM185 123V122H184ZM210 123V124H209ZM4 124V123H3ZM11 124V126H12V123H10ZM23 124H24V122H23ZM43 124H44V122H43ZM191 124H193V123H191ZM209 124V125H208ZM220 124V123H219ZM226 124V123H225ZM229 124V123H228ZM231 124H229V125H231ZM237 124V123H236ZM253 124V123H252ZM9 125V124H8ZM26 125H28V124H26ZM42 125V124H41ZM213 125V124H212ZM216 125V124H215ZM221 125H224L223 123L221 124ZM227 125V124H226ZM225 125V126H226ZM262 125H264V124H262ZM20 126V125H19ZM189 126V125H188ZM220 126V125H219ZM228 126V125H227ZM251 126V125H250ZM253 126H255V124L253 125ZM252 126V127H253ZM0 127L2 128V126L0 125ZM10 127V126H9ZM29 127H30V125H29ZM190 127V126H189ZM192 127V126H191ZM212 127V126H211ZM230 127V126H229ZM256 127V126H255ZM257 127H261V126H259V125H257ZM256 127V131H258V128ZM264 127V126H263ZM12 128H14V130L12 129ZM31 128H32V126H31ZM225 128V127H224ZM228 128V127H227ZM235 128V127H234ZM237 128H239V127H237ZM245 128V127H244ZM248 128H249V126H248ZM251 128V127H250ZM254 128V127H253ZM7 129H9V128H7ZM19 129H20V127H19ZM190 129V128H189ZM194 128H191V131L193 130ZM215 129H216V127H215ZM214 129V130H215ZM255 129V128H254ZM261 129V128H260ZM264 129V128H263ZM262 129V130H263ZM3 130V128L1 129V131L0 132H3L2 131ZM16 130V131H15ZM37 130V129H36ZM214 130H212V131H214ZM217 130V129H216ZM235 130H236V128H235ZM237 130H240V129H237ZM21 131H22V129H21ZM194 131V130H193ZM240 131H242V130H240ZM247 131V129H245V132ZM249 131H250V129H249ZM260 131V130H259ZM18 132V131H17ZM216 132V131H215ZM215 132H213L214 133V135L216 134ZM222 132V131H221ZM224 132V131H223ZM233 132V131H232ZM231 132V133H232ZM244 132V133H245ZM251 132V131H250ZM253 132H254V130H253ZM260 132H262V131H260ZM5 134H7L6 132H4ZM194 133V132H193ZM220 133V132H219ZM230 133V132H229ZM231 133L229 134V135H231ZM234 133V132H233ZM249 133V132H248ZM256 133V132H255ZM3 134V133H2ZM189 134H191V133H189ZM188 134V135H189ZM224 133H222V135H223ZM226 134V133H225ZM236 134V133H235ZM251 134H252V132H251ZM250 134V137H249V135H248V137L249 138H247V140L249 139H251V135ZM258 134V133H257ZM262 134H263V132H262ZM8 135V134H7ZM20 135H21V138H20ZM220 135V134H219ZM218 135V136H219ZM221 135V136H222ZM253 135H254V133H253ZM264 135V134H263ZM262 135V136H263ZM200 136V137H199ZM202 136V137H201ZM221 136H219L220 137V139H221ZM226 136H228L227 134H226ZM226 136L225 135H223L222 137L223 138H226ZM232 136V135H231ZM236 136V135H235ZM239 136V135H238ZM242 136V135H241ZM246 136V135H245ZM258 136V135H257ZM17 137H18V139L20 138V140H18L17 139ZM206 137V138H205ZM229 137V136H228ZM244 137V136H243ZM255 137V136H254ZM259 138H255V139H261L260 137L261 136H258ZM264 137V136H263ZM0 138H2V137H0ZM208 138V139H209ZM214 139H216V138H214ZM227 139H229V138H227ZM226 139V140H227ZM239 139H240V137H239ZM238 139V140H239ZM244 139V138H243ZM255 139H253V140H255ZM69 140H71V141H69ZM210 140H213L212 138H210ZM225 140V141H226ZM231 140H233L232 138H231ZM236 140V139H235ZM247 140L246 141H244V140H242V143H243V141L244 142H247ZM258 140V141H259ZM230 141V140H229ZM228 141V142H229ZM256 141V140H255ZM255 141H249V146H250V142H252L253 144H254V142ZM263 139H261V141H259V142H262L263 143ZM15 142V141H14ZM214 142V141H213ZM212 142V143H213ZM225 145H230L229 143H226V142H224V141H222ZM257 142V141H256ZM231 143V142H230ZM238 143V142H237ZM242 143H240L239 142V145L240 144H242ZM195 144H196V146H198L197 148H194L193 150H189L190 149V147L191 146H195ZM214 145L215 144H217V143H213ZM223 144V145H224ZM253 144H252V146H253ZM257 144H259L258 142H257ZM242 145H244V144H242ZM246 145H248V142H247V144ZM260 145V144H259ZM264 145V144H263ZM61 146H65L64 147V149L62 150L61 149ZM195 146V147H196ZM233 146H234V143H233ZM232 146V147H233ZM236 146V145H235ZM234 146V147H235ZM248 146V147H249ZM255 146V145H254ZM227 147V146H226ZM233 147V148H234ZM237 147V146H236ZM238 147H240V146H238ZM247 147V146H246ZM251 147V146H250ZM260 147V146H259ZM193 148V147H192ZM223 148H225V147H223ZM222 148V149H223ZM228 148V147H227ZM226 148V149H227ZM240 149H241V147H240ZM248 149V148H247ZM261 149H264L263 147H261ZM44 150H46V152H49L48 154H44ZM53 150H54V153H53ZM221 150V149H220ZM230 151H232V153L235 151V150H231V149H229ZM244 150H246L245 149V146H244V148H243V152H244ZM201 151V152H202ZM222 151V150H221ZM226 151V150H225ZM224 151V152H225ZM237 151V150H236ZM242 151H240L239 150V154H237V157L236 156H234L233 155V157L232 158H234V157H236L235 159H236V162H235V159H233L234 160V162H233V160H232V163L235 165H241V164H239V162H237V159H238V156H240V160L241 159H244L245 161H247V159H249V156H248V158L245 156V158H244V156L242 155L243 153H242ZM252 151V150H251ZM251 151H248V153L249 152H251ZM264 151V150H263ZM258 152H261V153H263L261 150H259ZM193 153V152H192ZM197 153V158L199 157L200 158V155H198V153H200V152H196ZM227 153L229 154V155H231V153L229 152V151H227ZM235 153H237V152H235ZM235 153H233V154H235ZM240 153H242L241 155H240ZM253 152H251V154H250V156L251 155H253L252 154ZM257 153V152H256ZM195 154V153H194ZM194 154H192V156L194 155ZM201 154V153H200ZM203 154V153H202ZM204 154H205V152H204ZM264 154V153H263ZM262 154V155H263ZM7 154H5V155H1L2 157H4V156H6ZM190 155V154H189ZM249 155V154H248ZM256 155H258V153L256 154ZM256 155H254V157L255 158H253V157H250V158H253L254 160V162H257L258 160L257 159H259V158H256L257 156ZM261 154H259L258 155V157L260 156ZM262 155H261V160H264V158L262 157ZM8 156V155H7ZM8 156V157H9ZM191 156V155H190ZM221 156V155H220ZM223 156H225L226 158H227V156L226 155H222L221 156V158L223 157ZM232 156V155H231ZM1 157V158H2ZM7 157V158H8ZM203 156H201V158H202ZM229 157V156H228ZM243 157V158H242ZM190 159H193V158H191V157H189ZM206 159H207V157H205ZM218 158H220V157H218ZM225 158V159H226ZM11 159V160H12ZM203 159V158H202ZM202 159H200V160H202ZM229 159H231V158H229ZM260 159H259V161H260ZM3 161H4V159H2ZM2 160H0V161H2ZM10 160V161H11ZM197 160V159H196ZM200 160H197V161H199V163L201 162ZM219 160H221L222 161V159H219ZM239 160V159H238ZM244 160H242V161H244ZM195 161V160H194ZM196 161V162H197ZM217 163H216V162ZM219 162V163H221V165L223 164L222 162ZM224 161V160H223ZM225 161H227V160H225ZM229 162H230V160H228ZM227 161V162H228ZM249 161V160H248ZM258 161V162H259ZM7 162H9L8 160L6 161V164H7ZM191 162H193V161H191ZM13 163H15L14 161H13ZM203 163V162H202ZM207 163H205V164H207ZM214 163H216V166H214L215 164ZM225 163V162H224ZM231 162H230V164H232ZM240 163H243V162H240ZM0 164H2L1 162H0ZM6 164H2V165H5V166H7ZM16 164H18V166H19V163L17 162ZM232 164V165H233ZM244 164H245V162H244ZM244 164H242V166H244ZM248 164V163H247ZM2 165H0L1 167H2ZM9 165H10V167H11V162L9 163ZM14 165V164H13ZM227 165H229V163L227 164ZM227 165H224V166H227ZM233 165V166H234ZM236 165H235V167H236ZM246 165V164H245ZM250 165V164H249ZM254 165V164H253ZM252 165V166H253ZM203 166V165H202ZM207 166V165H206ZM208 166H209V164H208ZM207 166V167H208ZM219 166H220V164H219ZM241 166V167H242ZM264 166V165H263ZM14 167H15V165H14ZM197 167H199L200 168V166H197ZM245 167V166H244ZM9 168V167H8ZM18 168H16V169H18ZM209 168V167H208ZM217 168H218V166H217ZM224 167H220V169L222 170ZM229 168H231L230 166H229ZM228 168V169H229ZM238 168V167H237ZM6 169V168H5ZM13 169V168H12ZM15 169V170H16ZM68 169H72V171H70L69 170V172H68ZM207 169V168H206ZM225 169H226V167H225ZM225 169L223 170V171H225ZM236 169V168H235ZM235 169L233 168H231V170L233 171L234 170V173L231 171V172H229L228 170V172H229V174L230 175H234L235 173H237L236 171H239V170H236L235 171ZM238 169H241L240 168V166H239V168ZM14 170V169H13ZM13 170H11V171H6V173H10L11 174V172H13ZM53 170H55V171H59L58 173L56 172V174L55 173H53V174H55V175H52L51 174V171L53 172ZM216 169H214V171H215ZM221 170H219V172L221 171ZM256 170V169H255ZM19 171V170H18ZM28 171V172H29ZM197 171V170H196ZM226 171V172H227ZM243 171V170H242ZM254 171V170H253ZM5 172V171H4ZM211 172H213V169H212V171ZM217 172V171H216ZM216 172H214V173H216ZM14 173V175L15 176H17L16 174ZM233 173V174H232ZM243 173V172H242ZM2 174V173H1ZM4 174V173H3ZM35 174H38V176H36ZM201 174V173H200ZM203 174V173H202ZM240 174V173H239ZM245 174H247V172H245ZM244 174V175H245ZM198 175V174H197ZM215 176H217V174H214ZM221 175V174H220ZM228 175V174H227ZM230 175H228V176H230ZM243 175V174H242ZM249 175V174H248ZM5 176V175H4ZM202 176V175H201ZM225 176V175H224ZM223 176V177H224ZM257 176V175H256ZM5 177H8V176H5ZM33 177H34V179H33ZM218 177H219V174H218ZM222 177V176H221ZM220 177V178H221ZM226 177V176H225ZM224 177V178H225ZM239 177H241V176H239ZM239 177H235V178H239ZM246 177H247V175H246ZM260 177V176H259ZM264 177V176H263ZM0 178H2V180L4 179L3 178V176H0ZM10 178V177H9ZM8 178V179H9ZM15 178V177H14ZM200 178V177H199ZM231 178V177H230ZM234 178V179H235ZM115 179H117L118 181H120V182H122V183H124L126 186H127V184L128 185H130L128 188H123V189H118V186L116 185V182L114 183V180ZM208 179V178H207ZM226 179V178H225ZM261 178H257V182H258V180H260ZM11 180V179H10ZM41 180V181H40ZM216 180V179H215ZM233 180V179H232ZM236 180V179H235ZM40 181V182H39ZM203 181V180H202ZM219 181V180H218ZM221 181V180H220ZM252 181V180H251ZM1 182V181H0ZM10 182V181H9ZM18 182V181H17ZM199 182V183H198ZM247 183H248V181H246ZM253 182V181H252ZM235 183H237V182H235ZM205 184H207V183H205ZM215 184V183H214ZM220 184V183H219ZM222 184V183H221ZM229 184V183H228ZM233 184V183H232ZM231 184V185H232ZM253 184V183H252ZM15 185V184H14ZM17 185H18V183H17ZM24 185H26V184H23V186ZM208 185V184H207ZM218 185V184H217ZM223 185V184H222ZM226 184H224V186H225ZM238 185V184H237ZM248 185V184H247ZM247 185H246V183H245V185L244 186H246L247 187ZM256 185V184H255ZM13 186V185H12ZM16 186V185H15ZM223 186V187H224ZM239 186V185H238ZM237 186V187H238ZM257 186H258V188H257ZM257 186H255L258 190H260L261 192V194H262V196H260V198L261 199H259V200H264V179L263 180H261V182H258L257 183ZM10 187H11V189H10ZM18 187V186H17ZM202 187V186H201ZM204 187V186H203ZM205 187H208V186H205ZM210 187H211V184H210ZM209 187V188H210ZM223 187H221V189L223 188ZM228 187V186H227ZM231 187V186H230ZM240 187V186H239ZM244 187L245 188V191H246V189L248 190V188L250 189V191H253L252 189L254 188V186H252L251 185V183H250V186L249 187ZM250 187H252V188H250ZM1 188V187H0ZM14 188V187H13ZM145 188H147V190L150 192V195L148 196V197H150V202L149 203H142L141 201L139 202V200H133V197L135 196V195H138V194H140V193H142V192H145V191H147ZM216 188V187H215ZM244 188H242V189H244ZM3 189H2V191H3ZM206 189V190H205ZM205 189H202V191H205V192H207V194H209L208 193V188H205ZM221 189H219L221 192H223V190H221ZM227 189V188H226ZM234 189V188H233ZM1 190V189H0ZM17 191L19 190V188L18 189H16ZM217 190V189H216ZM219 190H217V191H219ZM231 189H229L228 191H230ZM235 190V189H234ZM254 190H255V188H254ZM258 190H256V191H258ZM1 191V192H2ZM15 191V190H14ZM40 193H39V192ZM44 191V192H43ZM211 191V190H210ZM209 191V192H210ZM255 191V192H256ZM21 191H18V196L19 197H21V195L23 194H21L20 193ZM24 193H26L25 191H23ZM204 192V193H205ZM212 192V191H211ZM220 192V193H221ZM225 192V191H224ZM223 192V193H224ZM236 192H239V190L238 191H236ZM253 193L252 195H253V197H255L254 195L257 193ZM17 193V192H16ZM20 193V194H19ZM214 193V192H213ZM231 193H232V191H231ZM234 193V192H233ZM248 194H249V192H247ZM15 194V193H14ZM40 194H42L41 195V197L39 196ZM227 194V193H226ZM238 194V193H237ZM243 194V193H242ZM260 194V195H261ZM224 195V194H223ZM230 195L231 194H229V197L228 198H230ZM240 195V194H239ZM238 195V196H239ZM244 195V194H243ZM250 195V194H249ZM207 196H209V195H207ZM211 196V195H210ZM226 196V195H225ZM241 196V195H240ZM251 196V195H250ZM37 197H40V198H42L43 200H41L40 198H37ZM136 197V196H135ZM134 197V198H135ZM139 197V196H138ZM147 197V198H148ZM243 197V196H242ZM249 197V196H248ZM258 197V196H257ZM24 198V197H23ZM22 198V199H23ZM142 198V197H141ZM209 198V197H208ZM223 198V197H222ZM234 198V197H233ZM20 199V198H19ZM18 199V200H19ZM38 199H40V200H38ZM248 199V198H247ZM251 199V198H250ZM257 199V198H256ZM255 199V200H256ZM45 200V204L43 205V204H41L42 203V201H44ZM133 200V202H131ZM143 200V199H142ZM211 200V199H210ZM222 200V199H221ZM223 200H225V198L223 199ZM243 200H245V199H243ZM254 200V199H253ZM20 201V200H19ZM197 201V200H196ZM208 201V200H207ZM216 201V200H215ZM233 201V200H232ZM236 201V200H235ZM246 201V200H245ZM245 201L243 202L244 204H245ZM251 201H252V199H251ZM41 202V203H40ZM193 202V201H192ZM209 202V201H208ZM223 202V201H222ZM240 202H242V199L240 200ZM264 202V201H263ZM195 203V202H194ZM197 203V202H196ZM231 203V202H230ZM239 203V202H238ZM38 204H40V206H38L37 207V205ZM193 204V203H192ZM211 204V203H210ZM222 204V203H221ZM232 204V203H231ZM253 204V203H252ZM256 203H255V201H254V204L253 205H255ZM218 205V204H217ZM238 205V204H237ZM247 205H249V204H247ZM258 204H256V206H257ZM15 206L17 207V208H15ZM19 206V205H18ZM255 206V207H256ZM259 206V205H258ZM260 206H263L262 208H264V203H262ZM229 207V206H228ZM230 207H231V205H230ZM251 207V206H250ZM220 208V207H219ZM226 208V207H225ZM247 208H249L248 206H247ZM261 208V209H262ZM224 209V208H223ZM250 209V208H249ZM253 209H254V211L256 210V208H254L253 207ZM253 209H252V211L251 212H253ZM260 209V210H261ZM217 210H219V209H217ZM226 210H228V209H226ZM230 210V209H229ZM263 211H264V209H262ZM261 210V211H262ZM214 211V212H213ZM257 211V210H256ZM255 211V212H256ZM259 211V210H258ZM260 211V212H261ZM191 212V211H190ZM245 212L247 213V209L243 206V204H239L237 207L235 206V208L232 210V214H230L229 215V221H228V219H227V221H228V227L226 228V227H224V228H226V230L224 231V233L226 232L228 235H230L231 234V232L232 231H235V234L236 235H238L237 234V231H236V229H238V227H240L241 225H242V222L244 221V220H246V219H244L243 218V216H244V214H245ZM92 213L93 214V216H91L90 214ZM157 213H159V215L157 214ZM228 213V212H227ZM248 213H249V211H248ZM257 213V212H256ZM147 214V215H146ZM158 215L159 217L160 216H162L163 218H166V221L164 220H158L157 222H154L155 224L154 225H148V220H149V218H151V217H153V216H155V215ZM188 214H190V213H188ZM221 214H222V212H221ZM221 214H220V216H221ZM225 214H226V212H225ZM251 214V213H250ZM261 214V213H260ZM67 215H70L69 217V220H67V222H64V218L66 219V217L65 216H67ZM219 215V214H218ZM253 215H254V213H253ZM246 216V215H245ZM257 216V215H256ZM98 217V216H97ZM248 217V216H247ZM255 217V216H254ZM264 217V216H263ZM162 218V219H163ZM171 218V219H170ZM216 218H218V217H216ZM221 218V217H220ZM249 218V217H248ZM248 218H247V220H248ZM251 218V217H250ZM259 219L261 218V217H258ZM102 219V218H101ZM154 219V218H153ZM215 219V218H214ZM242 219H244L243 221H242ZM263 219V218H262ZM152 220V219H151ZM219 220V219H218ZM217 220V221H218ZM264 220V219H263ZM102 221L103 220H98L97 222L99 223V224H101L102 223ZM252 221V220H251ZM256 221V220H255ZM219 222V221H218ZM245 222H247V221H245ZM261 222V221H260ZM264 222V221H263ZM64 223H65V225H64ZM222 223H223V221H222ZM249 223H250V220H249ZM252 223H253V221H252ZM150 224V223H149ZM254 225H255V223H253ZM261 224L263 225V223L261 222ZM94 225H96L95 224V222H94ZM98 225V224H97ZM219 225H221L220 223H219ZM244 225V224H243ZM242 225V226H243ZM248 225H250V224H247V226ZM254 225H253V227H254ZM257 225V224H256ZM255 225V226H256ZM261 225V226H262ZM4 226H6V227H4ZM99 226V225H98ZM98 226L96 227V228H98ZM101 226H102V224H101ZM110 226V225H109ZM109 226H108V228H109ZM226 226H227V224H226ZM264 226V225H263ZM178 227V228H177ZM258 227V226H257ZM86 228H84V230H87ZM90 228H91V225H90ZM192 228V229H193ZM222 228V227H221ZM247 228V227H246ZM261 228V227H260ZM88 229H89V226H88ZM101 229V228H100ZM112 229V228H111ZM188 229V230H187ZM262 229V228H261ZM83 229H82V232L84 231ZM103 230V229H102ZM161 230H159V231H161ZM239 230H241V229H239ZM244 230H246L245 228H244ZM88 231V230H87ZM85 232V235L86 236H90V235H92L90 232ZM223 231V230H222ZM256 231V230H255ZM82 232L80 233L81 235H82ZM108 232H110V230L108 229V231L107 232H105V231H102V233L104 234V235H101L100 233V235H98V236H96L97 237V239H98V241H99V243L100 244H102V242H103V238H106V239H109V238H107V237H110L111 236V239H112V235L109 233V235H107L108 234ZM220 232V231H219ZM243 232V231H242ZM241 232V233H242ZM262 232V231H261ZM59 233H61V235H60V240L58 241V239H57V237H59L58 235H59ZM168 233V232H167ZM216 233V232H215ZM246 233V232H245ZM252 233V232H251ZM251 233H248V234H246L247 235V237L244 235V237H242L241 238V234H240V237L239 238H241V239H237V237L235 238V239H233V238H231V239H229L228 241L225 239V238H223V240L225 239V241L224 242H228V244H227V247L226 248H228V250H226V252H225V254H228L229 255V253L231 254L232 252H234V254L236 253L237 255H234V256H236V258L238 259V257H239V259L241 260V262H242V264H259V258L261 257V255H263L264 254V252H262L261 254H259L260 255V257L258 258V253H257V255H255V256H253L252 254H253V251H252V247H251V243H250V236H248L249 234H251ZM255 233V232H254ZM254 233H252V234H254ZM256 233H258V231L256 232ZM260 233V232H259ZM96 234H98V233H96ZM194 234V233H193ZM192 233L190 234V235H193ZM209 234V233H208ZM251 234V235H252ZM156 235V234H155ZM182 235H184V234H182ZM210 235V234H209ZM228 235H226V236H228ZM254 235H256V234H254ZM253 235V236H254ZM77 236V237H76ZM93 236V235H92ZM147 236V237H148ZM211 236V235H210ZM209 236V237H210ZM219 236V238L222 236H220V235H218ZM217 236V237H218ZM224 237H225V235H223ZM231 236H234V234H232ZM242 236H243V234H242ZM83 237H84V235H83ZM91 237V236H90ZM99 237H101L102 239H100L99 240ZM116 237V236H115ZM150 237H152V236H150ZM192 237V236H191ZM260 237V236H259ZM263 237V236H262ZM79 238H80V236H79ZM81 238H82V236H81ZM81 238H80V240H81ZM87 238V237H86ZM86 238H84L85 240H86ZM89 238V237H88ZM87 238V239H88ZM178 238V237H177ZM222 238V237H221ZM228 238V237H227ZM78 239V240H77ZM93 239H95V238H93ZM97 239H95L96 241H97ZM111 239H109L110 241H112ZM114 239V238H113ZM134 239H136V237H134ZM145 239H146V237H145ZM192 239V238H191ZM193 239H195V238H193ZM212 239V238H211ZM218 239V238H217ZM258 239H260V238H258ZM84 240V241H85ZM115 240V239H114ZM112 241V242H115V241ZM117 240H120L119 238H117ZM143 240H144V237H143ZM152 240H155V238H153ZM151 240V241H152ZM157 240V239H156ZM216 240V239H215ZM214 240V241H215ZM263 240H264V238H263ZM90 241V240H89ZM93 241V240H92ZM92 241H91V244H92ZM104 241H105V239H104ZM106 241H108V240H106ZM126 241V240H125ZM127 241V242H128ZM172 241H173V239H172ZM192 241V240H191ZM190 241V242H191ZM195 241H196V239H195ZM218 241H220V240H218ZM222 241V240H221ZM252 241H253V239H252ZM256 241V240H255ZM78 242V243H77ZM82 242V241H81ZM81 242H80V244H81ZM86 242V241H85ZM111 242V243H112ZM118 242V241H117ZM121 242V241H120ZM150 242V241H149ZM156 242V241H155ZM193 242H194V240H193ZM192 242V243H193ZM213 242V241H212ZM226 242V243H227ZM261 242V241H260ZM94 243L95 244H98V243H96L95 241H94ZM105 243V242H104ZM110 243V244H111ZM116 243V242H115ZM131 243V242H130ZM130 243H129V247H130ZM134 244H135V242H133ZM132 243V245H134ZM223 243V241L221 242V244ZM89 243H87V245H88ZM90 244V245H91ZM100 244H99V247H100ZM110 244H106V245H110ZM118 244V243H117ZM117 244H114V243H112L111 245L112 246H115V245H117ZM181 245H186V244H182V243H180ZM255 244V243H254ZM259 244V243H258ZM84 245H85V243H84ZM89 245V246H90ZM104 246H105V244H103ZM103 245H101V246H103ZM121 244H119V247H121L120 246ZM132 245H131V248H132ZM154 245H156V244H154ZM191 245V244H190ZM193 245H194V243H193ZM198 245V244H197ZM199 245H200V243H199ZM198 245V246H199ZM81 246V245H80ZM103 246V247H104ZM124 246V245H123ZM153 246V245H152ZM178 246L180 247V245L178 244ZM177 246V247H178ZM197 246V247H198ZM212 246V245H211ZM211 246H209L210 248H211ZM217 246H218V244H217ZM255 246V245H254ZM257 246V245H256ZM84 247H86V246H84ZM93 247L95 248V245H93ZM97 248H95V249H102L101 247L100 248H98V246H96ZM105 247H107V246H105ZM104 247V248H105ZM127 247V246H126ZM174 247V246H173ZM172 247V248H173ZM176 247V246H175ZM193 247V246H192ZM195 247V246H194ZM193 247V248H194ZM219 247V246H218ZM89 248V247H88ZM91 248H92V246H91ZM90 248V250H88V251H91L92 249ZM115 248H117V247H115ZM128 248V247H127ZM154 248V247H153ZM172 248H170L169 250H171L172 251ZM184 248V247H183ZM185 248L186 249H189V248H191V246L190 247H188V246H185ZM196 248V247H195ZM194 248V249H195ZM199 248V247H198ZM204 245H203V243H201V249L203 250V252H205L204 251ZM209 248V249H210ZM214 248V247H213ZM215 248H216V246H215ZM225 248V249H226ZM122 249H125V248H122ZM186 249H183L182 251H184V250H186ZM220 249V248H219ZM254 249V248H253ZM259 249V248H258ZM57 250V249H56ZM86 250L87 249H85V252H86ZM98 250H95V252L93 253V255L98 251ZM128 250V249H127ZM134 250V249H133ZM153 250V249H152ZM156 250V249H155ZM179 250V249H178ZM181 250V249H180ZM214 250V249H213ZM217 250V249H216ZM256 250V249H255ZM262 250L264 251V247H262ZM261 250V251H262ZM53 251V250H52ZM88 251L86 252V253H88ZM93 251H94V249H93ZM108 251V250H107ZM149 251V250H148ZM151 251V250H150ZM150 251H149V253H150ZM154 251V250H153ZM159 249H158V252H156L157 254H156V256L158 255V253H159ZM164 252H166L165 250H163ZM173 251H174V249H173ZM228 251V252H227ZM258 251V250H257ZM260 251V250H259ZM81 252V253H80ZM110 252V251H109ZM120 252V251H119ZM124 252V251H123ZM132 252V251H131ZM134 252V251H133ZM132 252V253H133ZM161 252H162V250H161ZM177 252V251H176ZM213 252H215V250L213 251ZM56 253H58V252H56ZM85 253V254H86ZM90 253V252H89ZM111 253V252H110ZM125 254L127 253L128 254V252H124ZM124 253H122V255H121V253L120 254H115V255H119V257H120V255L121 256H127V255H125ZM163 253V252H162ZM168 253V252H167ZM173 253V252H172ZM175 253V252H174ZM183 253V252H182ZM219 253V252H218ZM256 253V252H255ZM254 253V254H255ZM92 253H90V255H91ZM97 254V253H96ZM95 254V255H96ZM106 254L107 253H105V256L104 257H102L101 259H104L105 261H107L106 259H109V256H106ZM134 254H136V253H134ZM133 254V255H134ZM146 254H147V252H146ZM145 254V255H146ZM152 255H153V252L151 253ZM188 254V253H187ZM201 254H202V252H201ZM78 255H82L81 256V258L80 257H78V258H80V259H77V260H75V258H77V256ZM89 255V254H88ZM90 255L88 256V258L90 257ZM92 255V256H93ZM98 255H99V253H98ZM101 255V254H100ZM110 255V254H109ZM113 255V254H112ZM129 255V254H128ZM132 255V254H131ZM132 255V256H133ZM150 255V254H149ZM186 255V254H185ZM193 255V254H192ZM214 255H215V253H214ZM220 255V254H219ZM218 255V256H219ZM227 255V256H228ZM231 255H233V254H231ZM102 256V255H101ZM147 256V255H146ZM155 256V255H154ZM153 256V257H154ZM164 256H166V255H164ZM173 256V255H172ZM189 256V255H188ZM199 256H201V255H199ZM202 256H203V254H202ZM224 256V255H223ZM222 256V257H223ZM52 257V256H51ZM112 257V256H111ZM128 257H130V256H127V258ZM143 257H145V256H143ZM159 257V256H158ZM167 257H169V256H167ZM171 257V256H170ZM192 257V256H191ZM198 257V256H197ZM214 257V256H213ZM217 257V256H216ZM219 257H221V256H219ZM86 258H87V256H86ZM87 258V259H88ZM124 258V257H123ZM131 258V257H130ZM148 258V257H147ZM152 257H150V259H151ZM160 258V257H159ZM159 258H157V259H159ZM175 258V257H174ZM180 258V257H179ZM178 258V259H179ZM181 258H183V256L181 257ZM185 258H188V257H185ZM193 258V257H192ZM206 258H207V256H206ZM230 258H232V257H230ZM236 258H233V259H236ZM262 258V257H261ZM260 258V259H261ZM55 259V258H54ZM58 259V258H57ZM87 259H85V262H86V260ZM94 259V258H93ZM93 259H91L92 261H89V264H90V262H91V264L93 263ZM118 259V258H117ZM137 259H139V258H137ZM144 259H146V257L144 258ZM168 259V258H167ZM177 259V258H176ZM195 259H197L196 257H195ZM200 259V258H199ZM198 259V261L195 263V264H202L201 262H200V260ZM210 259V258H209ZM213 259V258H212ZM217 259V258H216ZM74 260H75V262H74ZM82 260V259H81ZM124 261V259H118V261ZM133 260V259H132ZM132 260H130V261H132ZM143 260V259H142ZM149 260V259H148ZM156 260V259H155ZM164 260V259H163ZM166 260V259H165ZM170 260H172V259H170ZM169 260V263L170 262H172V261H170ZM190 261H191V258L189 259ZM189 260H187V262L189 263ZM193 260V259H192ZM205 260H208V259H205ZM211 260V259H210ZM220 260V259H219ZM110 261V260H109ZM122 261V262H123ZM126 261V260H125ZM137 261V260H136ZM153 261H154V259H153ZM175 261V260H174ZM185 261V260H184ZM230 261V260H229ZM237 261V260H236ZM262 261H263V259H262ZM261 261V262H262ZM78 262V263H79ZM108 262V261H107ZM134 262V261H133ZM137 262H139V261H137ZM146 262V261H145ZM156 262V261H155ZM187 262H185V263H187ZM205 262H207V264H209L208 263V261H205ZM210 262V261H209ZM213 262H215V261H213ZM222 262V261H221ZM232 263H233V261H231ZM260 262V263H261ZM100 264H102L101 262H99ZM98 263V264H99ZM130 263V262H129ZM135 263V262H134ZM141 263V262H140ZM168 263V264H169ZM174 263H176V262H174ZM179 263V262H178ZM194 263V262H193ZM193 263H191V264H193ZM212 263V262H211ZM226 263V262H225ZM236 263V262H235ZM55 264V263H54ZM56 264H57V262H56ZM81 264V263H80ZM82 264H84V263H82ZM86 264H88V263H86ZM105 264H107L106 262H105ZM108 264H115L114 262H113V259H112V261H110V262H108ZM124 264V263H123ZM141 264H143V263H141ZM150 264V263H149ZM160 264V263H159ZM164 264V263H163ZM177 264V263H176ZM182 264V263H181ZM214 264H216V263H214ZM231 264V263H230Z\"/></svg>",
  "mask_w": 264,
  "mask_h": 264
},
{
  "label": "rangeland",
  "instance_id": "2",
  "mask_svg": "<svg viewBox=\"0 0 264 264\" xmlns=\"http://www.w3.org/2000/svg\"><path fill=\"white\" fill-rule=\"evenodd\" d=\"M34 1V0H33ZM36 1H38V0H35V2ZM39 1H41V0H39ZM60 0H58V2H59ZM62 1V0H61ZM70 0H67V3H68V6L70 7V8H68V6L66 5L67 3H65V4H63L62 2L59 4L58 2H57V0H52V1H50V0H47V2L45 3L44 1H43V3H42V5L41 6H39V3L40 2H37L38 3V5L36 4V8H37V10H35V12L33 11V13H30L32 10L31 9H29V14L30 15H28V17L26 18V16H27V11H28V9L24 12L23 11V9L25 10L26 8H27V5L29 4V2H30V6H32L33 4L32 3H34V2H32L31 0L28 2V0H0V74H4L5 76H6V83L4 82L5 80V77L2 75H0L1 76V82L3 81V83H5L6 85H8L6 88H8V87H10V88H8V89H6L4 86H6V85H3L2 86V84H1V86H2V90L3 91H7V93H6V91H5V93L4 94H2L1 95V97H3V98H6V97H8V96H10L11 95V93L12 92H14V91H16V93L18 94L17 96H18V100H20V102L17 100V102H19L20 104H21V109H19L20 108V106H17V105H19V104H15V102H16V99H11V97H13V96H11V97H9L10 99H11V101H12V105H11V103L9 102L10 101V99H6V102H8V103H10V107L12 108V113L9 111V115H11V116H14V114L15 115H17V114H23L22 116L21 115H17V116H14L18 121H16V120H13V118L11 117V119L13 120V121H16V122H18L19 123V125L16 123V125L14 126V124H13V122H12V120L10 121V117H8V112H7V114L6 113H4L5 111H3L4 109H2V108H0L2 111L0 112V114L1 113H4L5 115H3L2 117H1V115H0V120H1V122H0V125L2 126V128H3V132H0V137H2V138H0V140H3V138L5 137L6 139L8 138L7 136H9L10 134H11V132H12V134H13V132L14 131H10L11 129V127H14V128H16L17 129V125H18V132L16 131V132H14V133H21L22 134V132L24 131V129L26 128V126H27V128L25 129V133H26V131L28 130V132L29 133H32V135L30 136V137H28V139H30L31 138V140H35L36 142H43V146L45 145V144H48V145H50V144H52L50 141H48V140H40V139H36L35 138V136H36V134L37 133H39V131L40 132H42V130L44 129V132H47L48 131V129H45V127H43L44 125H46V124H48L47 122H48V120H45V121H41V120H38L37 119V117H36V121L33 119V118H35V116H38V114H36V113H33V111L35 110L34 108H33V105L31 104V103H33V102H31L30 100L32 99L31 97H32V94L33 93H37L36 92V90H39L38 88V82H37V75H39L40 74V72L42 71L41 69H36V65L34 66V64H33V67L35 68H33V67H31L30 66V64H28V63H26V61H22V60H20L19 58H17L16 57V55H15V52L12 50L11 51V53H10V51L8 52V51H6L4 48L2 49V46H4L5 48L7 47V46H9V47H15L14 49L16 50L17 49V51L18 50H20V52L22 53V54H24L25 56H27V58H29L28 56H32V54L31 53H33V52H38V51H40V52H43V54H46L49 58H51V56H53V55H55V57L57 58V59H59V60H62V63L63 64H65V65H67L68 67H73L74 66V68H72L73 70H75V72L77 73V74H79V76L76 74V73H74V71L72 70V73L74 74V76H76L77 77V79H79V82H82L81 84H85V85H87L90 89H91V87H92V90H94V87H95V90L93 91V92H96V93H93L94 94V100H93V102L95 103V105L97 104V102L98 101H103V99H105L104 98V95H102V93L100 94V91H98L97 92V89H96V87H97V85H99L100 84V82L98 81V83H96V82H94L93 81V79L94 78H96L97 77V75L95 76V75H91V74H93V73H91L90 74V71H89V69H87L88 67L90 68V67H92L91 66V62L89 63V62H86V59H84V60H81V61H84V62H86V63H81L82 65H84V66H80L81 64H75V63H73L70 59H69V57H68V55L66 56L65 54V51L64 50H62V49H57L56 48V45L55 44H57V43H59V42H62V41H60V40H66L65 38H59L58 37V35H55L54 37L55 38H53L52 37V33H53V31L51 32V33H47V31H48V29L47 28H43V30H40L39 29V26L40 25H43V24H46L45 22H46V20H47V22L50 20V18L51 17H54V16H58L59 14L61 15L62 13H60L59 11L61 10H63L62 9V7L63 6H67V8L68 9H71L72 8V11L74 12L75 10H77L78 8H77V6L78 7H80L81 5L83 6L84 5V3L82 2V1H80L79 0V2H82V3H79V2H74V0L72 1L71 0V2H69ZM78 1V0H77ZM83 1H85V0H83ZM114 2H116L117 4H115V3H113V4H110V10H116L117 11V7H118V5H119V8H120V5H121V3L123 2V1H121V0H117V1H119V4H118V2L116 1V0H113ZM139 0H136V2H138ZM142 1L143 2H145L146 3V0L144 1V0H141V4L140 3H137L136 4V7H137V9H136V12L137 11H139L140 9H141V7L142 6H140V5H143V7L142 8H145V6H146V4L145 3H142ZM148 1H151L150 2V5H151V3H152V5L154 4V3H156V5L155 6H157L158 4H159V2L157 3V1H159V0H155V2L154 1H152V0H147V2ZM166 1V0H165ZM160 1V4L162 3V4H166L165 6L163 5V7L165 8H162V6L160 7V5L158 6V7H155L154 8V10L156 11V12H152V9H151V11H150V13L152 12L153 13V15H152V13L150 14V15H152L153 17L159 12V13H162L163 12V10H164V13L165 12H168L169 10H172V11H174V13H172V11H171V15L173 16V17H171V15L169 16V17H166V18H168V19H172V23H176V22H178L177 24H173V25H175V26H173V27H175L176 29H177V31L175 30V28H173L172 26V28H173V30L175 31H173V32H171L170 30H172V28L170 27V25H172V24H170L171 22L168 20L167 22H166V18H164V20L162 21V22H164V23H162V22H160V24L161 25H163L162 26V28L163 29H161V25L160 24H156V26H154V30H153V24L152 25H150L149 24V31H148V29H147V26H146V28L144 29V27H145V25H136V27L135 26H131V25H133L132 23L129 25V23L128 24H126V25H128V26H130V29L132 30H135V31H133V34L136 32V31H142L143 33H144V41H146V40H148V38H151L152 37V32L153 31H155V32H157V33H161L163 30H164V32H166V33H164L165 34V36H166V38H167V36H168V38L170 37V38H174V40H172V39H166V44H168L169 45V47H171L172 46V43H171V41L170 40H172V41H174L175 42V39L177 38V41L176 42H178L179 44H181L182 42H184V44H185V42H186V38L188 37H190L189 38V40H188V38H187V41H190V43H192L191 42V40H193V42L194 43H196V44H194V45H192V44H188V42H186V44L184 45L183 43H182V45H184V46H182V45H179L178 44V47H179V49L181 48V46H182V48L179 50H175V49H177L178 47H177V45H176V47H175V45H173L172 47H175V48H168V49H166L165 48V52H164V47H158L156 50H159L160 48H161V50H163V51H158V53L157 52H146V53H143V55L144 54H146V55H142V57H140V58H144V59H146L147 57H150V55H152L151 56V58H153V54H151V53H154V55L155 54H158V55H161L160 53H163L165 56H163L164 58H163V63H164V65H166L168 68H166V66H163V65H160V69H162L164 72H162L163 73V75H164V79L162 78V77H160V75H159V80L158 81H155L153 84H151V86L150 85H147V86H143V84L139 87V90L137 91V90H135L136 92H137V95H139V93H140V97H142L143 95H144V98H143V103H145V105H149L150 103L148 102L149 100H153L154 101V103H156V100L157 99H159V98H161L160 96L162 95V93L161 92H159V94H161L159 97L157 96V93L158 92H156L157 91V89L158 88H160L161 87V85H162V87L161 88H169V84L171 83V81L173 80V79H180V78H182L181 76H183L184 74H187L189 77L188 78H190L191 77V75H192V78H193V76H197V74L198 75H200L202 72V74L204 75V76H206V74H207V76L208 77H204L203 76V80H201L200 81V86L198 87L199 89H198V91H197V88H195L197 85H193L192 86V89L191 90H187V89H185V90H183L181 93V95L183 96H181L180 97V99H177V100H179L178 101V103H177V101H176V103H177V107H178V112H179V116H181L182 117V119H181V122H183V126H186L187 128H188V134L189 133H191V134H187V139H192L194 136H196L197 135V128H196V126H194L195 125V123L194 122H191V121H189V120H186L185 119V117H184V115H183V113L184 112H182L183 110L185 111V110H187V109H190V111H191V113L193 112V118L195 119V120H198V119H201L200 118V113H201V110L203 109V108H206L207 106H205L206 105V103L208 104V102H213L212 100H214L215 101V99L217 98V100H216V102H214L215 103V105L213 104V106H217V104L219 105V103H220V107H222L223 108V110L222 109H220V107L218 108V112L216 113V115L215 116H217L218 115V113H219V115L220 116H218V117H216V119H215V116H214V120H212L210 123H211V125L208 127V129H207V131L205 132V134H202L203 136H205L206 135V137L210 134H213V136L211 135V137L210 138H212L213 140H210V138H209V136H208V138H207V140L206 141H209V142H211V145H212V147L214 146V148L215 147H217V146H219V141H220V146H222L221 148H219V151L218 152H216V153H218V154H216V155H218V157H220V158H218L217 157V162H218V168H217V166H216V163H214L215 165L214 166H216V167H210V165L212 166L213 165V163H211V162H209V163H207L209 160H208V158H210V154H209V150H211L210 148V146H208V145H205L204 147H206V150L207 151H204L205 152V154H204V152L202 151V149H201V151L199 150V151H196V152H200V153H198V155H200V158L198 157H196L197 156V153L195 152V150H193L194 148H197L198 146H196V144H195V146L193 145V146H191L190 147V149L189 150H193L192 152H190L189 151V153L188 154H186V155H188L189 157H191V158H193V159H190L189 157H188V159H189V161L190 162H188V166H191V168L193 169V171L195 172V174H196V178H197V176H198V181L200 182H205V183H207V184H202L201 182V186L198 188V189H200L199 190V192L198 193H196V194H201L202 195V197H198V198H192V197H190V199H189V202L191 201V203H188V204H190L189 206H187L183 211L181 210V213H187V215H188V218H189V215L191 216V218H194L195 216H194V214L192 215L191 213H192V207H194V206H198L197 204H202L203 206H205V205H207V206H214V205H216L217 207L216 208H213V210L215 211H213L214 213H213V218H212V229H210L209 231H208V233L211 235H209L208 233H207V238H206V240H205V242H203V241H198V239L196 238L197 237V233H196V231H195V228H193V227H190V228H188V229H190V231H191V233L193 234V235H190L189 233L187 234V232L185 233V232H181L180 230L179 231H177V232H175V233H171V232H169L168 230L167 231H165L164 233L162 232V230H161V228L159 229V228H157V232L156 233H154L153 235H150V236H152V237H150V236H148V235H141V236H134V237H136V239H134V237L132 236V233H130V234H128L127 236L128 237H130V240L133 238V242H135V244L132 242V241H128L129 239L128 238H126V237H123V239H122V236H118L117 235V232L115 231V229H114V227L112 226V224H111V222L109 223V224H107V220L106 219H104V217H100V215H97V216H93V214L91 213H89L91 216H93L94 218H95V224L96 225H94V222H93V224H90L91 225V228H90V225H88L89 226V229H88V226H87V228L86 227H81V232H82V229L84 230V228H86L87 230H84L85 232L87 231V232H90L92 235H90V236H86L85 235V232L83 231L82 232V235L79 233V236H80V238H81V236H82V238H81V240H80V238H79V236L77 237L78 239V241H79V247H81L82 248V245H83V248H85V249H87L86 250V252L88 251V250H90V248H91V246H92V248L94 249V251H93V249L91 250V251H88V253H86L85 252V249H84V252H83V254L82 255H84V258H83V256H82V258H81V256L80 255H78L77 256V258H75V260H77V259H80V261H82V262H79V261H76L75 262V260H74V262H75V264H82V263H84V264H86V263H88L89 264V261H92L91 259H93V263L92 264H98L99 262H101L102 264H105V262L108 264V262H110V261H112V259H113V262L115 263V264H141V263H143V264H168L169 263V260L170 259H172V260H170V261H172V262H170L169 264H191V263H193V264H195L197 261H198V259L200 260V262L202 263V264H207V262H205V261H208V263L209 264H214V263H216V264H242V262H241V258L239 259V257H238V259L236 258V256H234V255H237L236 253L234 254V252H232L231 254H233V255H231L230 253H229V255L228 254H225V252H226V250H228V248H226L227 247V244H228V240L229 239H231V238H233V239H235L237 236V239L240 237V234H241V238L242 237H244V235L247 237V235L246 234H248V233H254V234H256V235H254V234H249L248 236H250V243H251V247H252V251H253V256H255V255H257V253H258V258L260 257V255L259 254H261L262 252H264L263 250H262V247H264V240H263V238H264V211L262 210V209H264V208H262L263 206H260L262 203H264L263 201L264 200H259V199H261L260 198V196H262V194L260 193L261 191L260 190H258L257 188H258V186H257V183L258 182H261V180H263L264 179V160H261L260 158H261V155L264 153V149H261V147H263L264 148V141H263V143L262 142H259V141H261V139H263L264 140V125H262V124H264V121L262 122V123H260V124H257L256 122H254V121H262L264 118H257V117H252L251 118V122H250V124L247 122L249 119H250V117H251V114L255 111V109L257 108H261V106L262 105H264V96H263V93H264V85H263V87L262 88H260L261 86H262V83H264V82H261V86L259 85L260 83H258V85H257V87L255 88L254 87V83H256V79L259 77V75H257V73H258V69H259V67H262V66H264L263 64H264V56H263V54H264V49H262V48H264L263 47V45H264V43H262L261 41H263L264 42V36L263 37H260V33H261V36H262V34L264 33L263 31V29H264V19H263V15H264V13H260L259 11H263L264 10V8H263V10H262V8L261 7H264V3H263V1L264 0H259V2H262V3H259L258 2V0H254L253 2L255 3V8H256V10H254L255 11V14L257 15L256 17H258L259 18V16H260V18L258 19V20H261V22L263 23H260V21H258L257 19H256V21H257V23H255L256 21H253V19H254V16H255V14H250V16H249V18H251V16H252V21H250L249 19V21L248 20H244L245 22H246V24H245V26H243L244 28H242V29H245V27H247V28H252V30L253 31H255V33L253 32V31H251V32H249L248 34H247V32L249 31V30H247V32L245 33L246 35H244L243 34V32L239 29L240 27H239V25H238V27H235L234 26V23H232V28H233V26H234V29H238L239 31H241V33L239 32L238 33V31H236L235 32V30H233L232 28H231V31H230V27H224L225 25L226 26H230L229 24H231L229 21H228V18L230 19V17H228V15H229V12H230V15H232L234 12H236L237 10H240V9H237L238 7L240 8V6H239V3L241 4V3H244V2H240V1H243V0H237V1H239V3L238 2H236V4H233V2H234V0H233V2L231 1V3L232 4H230V0L228 1V0H226L227 1V3L228 4H230V5H232V6H230V5H228L227 3H226V1L225 0H216L217 1V3L219 2V4L217 5V3H216V1L214 0H205V1H203L202 3H203V7L205 8L206 6V4L207 3H209V2H211L209 5H207V7L208 8H211L210 9V11H215L213 14L209 11V13L210 14H207L208 13V10L209 9H207L206 8V10H207V12H206V10L203 8V9H201V10H203V11H205L204 13L202 12V11H200V8L202 7L201 6V4H199V2L197 3V4H192V6L193 7H199V12H201V13H199L198 14V11H196V13L195 12H192L193 10L195 11V10H198V8L197 9H193V7H190L189 5H191L190 4V2L191 1H193V0H181V1H179V0H177V1H175V0H172V1H169L168 0V2L166 1ZM180 3H179V2ZM189 2L188 4H186L187 2ZM202 1V0H201ZM200 1V2H201ZM208 1V2H207ZM223 1V2H222ZM26 2H28V4L26 3ZM53 2V3H52ZM63 2H66L65 0H63ZM165 2V3H164ZM169 2H171L172 4L171 5H173V6H171L170 5V3ZM183 2H184V4H183ZM186 2V3H185ZM204 2H207V3H204ZM234 2V3H235ZM23 3H26L27 5H24V7L26 6V8H24L23 7ZM45 3V4H44ZM73 3V4H72ZM74 3H76V4H74ZM169 3V4H168ZM214 3L216 4L215 6H214ZM260 4L261 5V7L259 6V5H257V4ZM4 4H5V6H4ZM41 4V3H40ZM43 4L44 5H46V6H43ZM62 4V7H60V5ZM138 4H140V5H138ZM175 4V5H174ZM183 4V5H182ZM199 4V5H198ZM221 4V5H220ZM228 5L229 7H227V8H225V7H223V5ZM262 4H263V6H262ZM1 5H3V6H1ZM147 5H149V3L147 4ZM153 5V6H154ZM168 5L170 6V7H172V8H174V9H169L170 7H168ZM180 5V6H179ZM186 5H188V8L187 7H185ZM195 5V6H194ZM197 5V6H196ZM210 5H211V7H210ZM235 5V6H234ZM238 5V6H237ZM34 7H35V4L33 5ZM43 6V7H42ZM47 6H49V8H50V11H49V8L47 7ZM81 6V7H82ZM84 6H86V4L84 5ZM80 7V9H78L79 11L80 10H87L88 12H89V10L88 9H90V12H91V9L92 8H90V7ZM89 6V5H88ZM179 6V7H178ZM182 6H184V7H182ZM214 6V7H213ZM221 6V7H220ZM259 6L260 8H258L257 9V7ZM3 7V8H2ZM21 7V8H20ZM23 7V8H22ZM41 7V8H40ZM138 7H140V8H138ZM225 8V12H227L228 13V15H226V13L224 12V14H225V17L227 18L226 19V21H222V20H225V18L223 19L222 17L224 16V14H223V8ZM233 7H235V8H233ZM29 8V7H28ZM32 8V7H31ZM41 9V12H39L40 11V9ZM45 8V9H44ZM53 8V9H52ZM76 8V9H75ZM83 8H87V9H83ZM117 8V9H116ZM157 8V9H156ZM159 8H162V9H159ZM175 8H177V10L175 9ZM179 8H181V9H179ZM182 8H184V9H182ZM193 9V10H191V11H188L187 9ZM215 8V9H214ZM219 8V9H218ZM221 8V9H220ZM230 8V9H229ZM231 8H233V9H231ZM74 9V10H73ZM159 9V11H157ZM213 9V10H212ZM235 9H236V11H235ZM31 10V11H30ZM59 10V11H58ZM168 10V11H167ZM185 10H187V11H185ZM220 10H222V14H220L221 13V11ZM229 12H228V11ZM233 10H234V12H233ZM48 11V12H47ZM53 11V13H49V12H52ZM54 11H55V13H54ZM78 11V13H77V11L76 12H74L75 13V16L77 17V21L79 22V21H81L82 22V24L83 25H81V23L79 22H77L78 24H80L81 26H80V28H78L79 26L77 25V23H76V25L78 26V27H76V28H78V30L76 29V31H74V30H71L70 31V34L72 35V36H70V38L71 37H73V34H76V36H84V35H86L87 37H92V36H94V34H99V32H106L107 30H109V31H107L104 35H113V36H115V35H127V34H130V31H128L127 33H125L127 30H124V33L125 34H122L123 33V31L121 30L120 31V29H122L123 27L122 26H119V27H116V25L115 24H113L114 22H112V21H114V17H113V15L111 14L112 12H109V17H107L106 15L108 14H105V18H103V19H101V18H99V19H101V20H97V18H93L94 16L90 13H88L87 11L85 12V11H83L84 13H86V14H88L87 15V18H86V14H85V17L83 18V13H82V11H80L79 12ZM162 11V12H161ZM176 11V12H175ZM178 11H179V13H178ZM181 11V12H180ZM218 11V12H217ZM240 11H242V10H240ZM248 11V10H247ZM258 11V12H257ZM21 12H22V14H21ZM43 12V13H42ZM59 12V13H58ZM141 12V11H140ZM140 12H137V14L138 13H140ZM142 12H143V9H142ZM185 12V13H184ZM187 12V13H186ZM220 12V13H219ZM244 12H246V10H244ZM258 14H257V13ZM35 13H36V16H34L35 15ZM81 13V14H80ZM178 13V14H177ZM183 13V14H182ZM194 13V15H192ZM202 13H203V15L204 14H206V17H207V15H208V19L207 18H204L205 17V15L204 16H199L200 14L202 15ZM236 13H240V12H236ZM247 13V12H246ZM26 14V15H25ZM39 14V15H38ZM43 15V16H41V15ZM50 14V15H49ZM53 14V15H52ZM180 14H181V16H180ZM186 14V15H185ZM190 14V15H189ZM212 14V15H211ZM216 14V15H215ZM218 14H220L219 15V19L221 18V20L218 22V20H216V18L218 17L217 15ZM262 16H261V15ZM22 15V16H21ZM40 17H38V16ZM48 15H49V17H48ZM79 15H81V16H79ZM90 15H92L91 16V19L89 18V16ZM112 15V16H111ZM139 15V14H138ZM189 15V16H188ZM210 15V16H209ZM217 16V17H215V16ZM223 15V16H222ZM229 15V16H230ZM236 15V14H235ZM254 15V16H253ZM29 16L30 17H36V19L38 20H36L35 18H32L30 21H29V23L27 22V19L29 18ZM176 16H179L178 18L176 17ZM184 16H186V17H184ZM190 16H192V18L190 17ZM43 17L44 18H46V19H43ZM48 17V18H47ZM104 17V16H103ZM174 17H176V18H174ZM184 17V18H183ZM198 17V18H197ZM203 17V18H202ZM211 19H210V18ZM214 17H215V19H214ZM246 17V16H245ZM244 17V18H245ZM255 17V18H256ZM23 18H25L26 19V21H25V19H24V21H22L23 20ZM72 18V17H71ZM151 18V17H150ZM197 18V19H196ZM202 18V22H201V19ZM243 18V19H244ZM248 18V17H247ZM247 18H245V19H247ZM81 19V20H80ZM83 19H84V21H83ZM87 19V20H86ZM91 21H90V20ZM106 19V20H105ZM108 19V20H107ZM152 20H155V17H154V19L153 18H151ZM175 19V20H174ZM187 19V20H186ZM189 19V20H188ZM192 19H193V22H192ZM196 21H195V20ZM212 19H214V20H216L217 21V23H221L222 24V22H223V27L225 28V29H229V31L228 30H224L223 29V27L222 28H220V26H221V24H216V25H218L219 27H217V28H219V29H217L215 32H219V34L221 35V38H222V42L220 43V35L217 33V34H215V32L213 33L212 31H214V29L216 28L215 27V25H214V29L212 28V27H209V29H208V24H209V22H213L212 21ZM262 19H263V21H262ZM35 22H34V21ZM75 20V19H74ZM97 20V21H96ZM107 21V23H105L104 24V22L105 21ZM180 20H182V22H180ZM255 20V19H254ZM22 21V22H21ZM87 21V23H85ZM94 21L96 22V23H94ZM100 21L102 22V24L103 25H101L102 27H100L99 25H100ZM197 21H199V22H201V23H198L197 24ZM215 21V22H216ZM7 22H10L9 24H7ZM23 22L25 23H28V24H31L32 26H35V27H31V25L29 26H27V24L25 23L24 25H23ZM31 22H33V23H31ZM41 22V23H40ZM43 22V23H42ZM72 22H73V20H72ZM84 22V23H83ZM90 22V24H88ZM97 22H99V25L97 24ZM141 22V21H140ZM150 22H151V20H150ZM150 22H147V24L146 25H148V23H150ZM156 22V21H155ZM154 22V23H155ZM225 22V23H224ZM229 22V23H228ZM249 22H251V23H249ZM20 23L22 24V26L20 25ZM74 23H75V21H74ZM92 23H94V25H92ZM145 23V22H144ZM144 23H139V24H144ZM170 25H169V24ZM190 23H192V24H190ZM194 23H196V24H194ZM226 23H228V24H226ZM40 24V25H39ZM113 24V25H112ZM168 24V25H167ZM212 23H210L209 25H211ZM250 24H251V26H250ZM261 24V25H260ZM37 25V26H36ZM93 26V27H96L97 28V30H95L94 32H92L95 28H89V26ZM112 25V26H111ZM114 25H115V27H114ZM157 25H159V26H157ZM184 27V30H182L183 29V27ZM200 25V26H199ZM205 25H207V26H205ZM247 25H249V26H247ZM254 25H255V28L253 29V27H254ZM263 25V26H262ZM75 26V25H74ZM74 26H73V28H74ZM86 26V27H85ZM114 27L113 29L111 28V27ZM166 27V29H165V27ZM170 28H169V27ZM179 27V30H178V28L177 27ZM197 26V27H196ZM199 26V27H198ZM202 26H204V27H202ZM213 26V25H212ZM240 26H241V24H240ZM260 26H262L263 27V29H262V27H261V29L260 28H258V29H256L257 27H260ZM85 27V28H84ZM111 28V30H110V28ZM122 27V28H121ZM158 27V30L156 29ZM168 27V28H167ZM202 29H201V28ZM8 28V29H7ZM84 28V29H83ZM87 28H89V29H87ZM119 28V29H118ZM187 28V29H186ZM211 28L213 29V30H211ZM246 28V29H247ZM29 29V30H28ZM42 29V28H41ZM44 29H47V31H45ZM49 29H50V27H49ZM75 29V28H74ZM83 29V30H82ZM86 29H87V31H86ZM91 29H92V31H91ZM101 29H102V31H101ZM103 29H105V30H103ZM116 29L117 30H119V31H116ZM128 30H129V28H127ZM147 29V30H146ZM162 30L161 32H158V31H160V30ZM170 29V30H169ZM197 29H199V31H200V29H201V32H198V30ZM209 30L210 32H212L213 34H215V36L217 35V37H219V41L217 40L218 38H216L214 35H213V37L212 36H209V35H212L211 33L210 34H208V31H207V33H206V30ZM221 29H223L224 30V32H222V34L223 33H227L228 35H229V33L231 32L232 33V35H231V33H230V37L226 34V36H225V42H224V36H222V34L220 33V30ZM259 29H260V32H258L259 31ZM89 30H90V32H89ZM100 30V31H99ZM152 32H151V31ZM166 30H168V31H170V34L166 31ZM251 30V29H250ZM258 30V31H257ZM263 30V31H262ZM29 31V32H28ZM38 31V32H37ZM40 31H41V33H40ZM184 31V32H183ZM186 31V32H185ZM196 33H195V32ZM222 31V30H221ZM225 31H227V32H225ZM35 32H37V33H35ZM85 32H87V33H85ZM89 32V33H88ZM114 32V33H113ZM118 32V33H117ZM181 32H183V34L181 33ZM229 32V33H228ZM235 32V33H234ZM263 32V33H262ZM26 34V38L25 39H27V38H29L30 37V39H29V41H32V42H34V44H35V41L37 42V40L39 39V41L34 45V44H28V40H26L25 42L26 43H20L19 41H21V39L20 38H22V36L21 35H23V34ZM29 33V37H28V34ZM35 33V34H34ZM73 33V34H72ZM79 33V34H78ZM168 33V34H167ZM174 33V34H173ZM179 33V36L177 35ZM199 33H204L203 35H201V34H199ZM238 33V34H237ZM251 33V34H250ZM24 34V35H25ZM36 34H37V36H36ZM42 34H44V36L42 35ZM50 34V35H49ZM78 34V35H77ZM87 34H89V36L87 35ZM91 34V35H90ZM135 34H137V33H135ZM172 34V35H171ZM183 36H182V35ZM185 34H187V35H185ZM189 34H190V36H189ZM192 34H193V36H192ZM195 34V35H194ZM225 34H223V35H225ZM235 36H234V35ZM23 35V36H24ZM31 35H32V40H31ZM46 35V36H45ZM51 36V37H49V36ZM130 35H132V31H131V34ZM174 35H177V36H174ZM264 35V34H263ZM39 36L41 37V38H39ZM48 36V37H47ZM66 36H67V34H66ZM75 36V35H74ZM174 36V37H173ZM197 36V37H196ZM234 36V37H233ZM239 36V37H238ZM242 36V37H241ZM248 36H250V38L248 37ZM35 37H38V38H36V39H34ZM57 37V38H56ZM124 37V36H123ZM148 37V38H147ZM176 37V38H175ZM181 37H183V39L181 38ZM195 39H193V38ZM232 37V38H231ZM236 37V38H235ZM24 38H22V41L24 42ZM49 38H53L52 40H54V42H57V43H49V42H52L51 41V39H49ZM180 38V39H179ZM196 38H197V40H196ZM215 38H216V40H215ZM230 38V39H229ZM17 39V40H16ZM19 39V40H18ZM42 39L45 41L46 39H49V42H46L45 41V43L44 42H40V41H42ZM184 39H185V41H184ZM204 39V40H203ZM228 39V40H227ZM239 39V40H238ZM245 39V40H244ZM259 39H262L261 41L259 40ZM167 40L168 41H170L169 43L171 44V46H170V44L169 43H167ZM180 40H183L182 42H179ZM201 41V42H199V41ZM226 40H227V42H226ZM230 40V41H229ZM246 40H248V41H246ZM112 41H114L113 39H112ZM124 41H125V38H124ZM143 41V42H144ZM203 41V42H202ZM204 41H207V42H204ZM242 41V42H241ZM263 44V45H260L261 43ZM31 42V43H32ZM134 42V41H133ZM173 42V43H174ZM176 42H175V44H176ZM247 43L249 46H250V48L247 46V44L245 45L244 44V46L243 45H241V43ZM127 43V42H126ZM128 43H131V40L130 41H128ZM199 43H201L202 45H203V49H201L202 48V45L200 44V46H199ZM260 43V44H259ZM25 44V45H24ZM34 45V46H29L28 47V45ZM48 44H50V46L48 45ZM86 44V43H85ZM188 44V45H187ZM205 44V45H204ZM252 46H251V45ZM24 45V46H23ZM41 45H43V46H41ZM47 45H48V48H46L47 47ZM53 45V46H52ZM135 45H137V43H135ZM142 44H138V46H141ZM168 45H167V47H168ZM190 45V46H189ZM191 45L192 46H194V48H195V45L199 48L200 47V49H199V52H198V48L196 49L195 48V50L193 51L192 50V47H191ZM211 45V46H210ZM219 46V47H217V46ZM237 45H241V46H243L244 48H245V46H246V48L245 49H247V51L243 48V49H241L239 46H237ZM27 46V47H26ZM189 46V47H188ZM204 46H207L206 48L204 47ZM259 46H261V47H259ZM8 47V48H9ZM37 47H39V48H37ZM87 46L85 45V46H83L82 48H86ZM166 47V46H165ZM191 47V48H190ZM222 47V48H221ZM56 48V49H55ZM142 48H143V45H142ZM184 48V49H183ZM188 48H190V49H188ZM209 48V49H208ZM222 51H220L219 49ZM223 48H224V50H223ZM7 49V48H6ZM48 49V50H47ZM133 49H135V48H133ZM140 49L141 48H139V51H140ZM169 49H170V51L172 50V52H174V50H175V52L174 53H172V52H169ZM174 49V50H173ZM182 49L183 50H187L188 49V53H187V51L185 52V51H182ZM211 49V50H210ZM28 50H30V51H28ZM49 50H50V52H49ZM54 50V51H53ZM142 50H144V49H141V51ZM156 50H154V51H156ZM166 50H168V52L166 51ZM193 53L192 55H194V52L196 51V55H194V56H191L190 55V51ZM201 50H202V52H201ZM204 50V51H203ZM206 50H210L209 52H211L212 54H214V55H212L211 53V55H212V59H211V57H209V58H207L208 56H211L209 53L208 54H206ZM263 50V51H262ZM24 51V52H23ZM61 51V52H60ZM135 51V50H134ZM140 51V52H141ZM145 51H147L146 49H145ZM145 51H142V52H145ZM176 51H179V52H176ZM182 51V52H181ZM207 51V52H208ZM227 52H229L227 55H231L230 57L231 58H229L227 55H226V53ZM243 51H244V53H246V54H243ZM262 51V52H261ZM160 52V53H159ZM184 52L185 53H187V55L186 54H184ZM190 52V53H189ZM204 52V54H202V56H204L205 54L206 55H208L207 57H206V55H205V57H202L201 56V53H203ZM257 52V53H256ZM56 53V54H55ZM63 53V54H62ZM179 53H181V54H179ZM185 55H183V54ZM198 53H200L199 54V57H198ZM223 54L224 56H226V58H221V57H224L223 55L221 56V54ZM235 53V54H234ZM238 53H241V54H238ZM249 53L251 54V56H248L249 55ZM29 54V55H28ZM127 54H128V57L131 55L129 52H126L125 54H124V56L126 57V60L128 61V59L130 58H128L127 57ZM139 54V53H138ZM150 54V55H149ZM167 54H170V56H171V59L170 58H168L169 57V55H167ZM232 54H234L236 57H234V58H232ZM243 54V55H242ZM255 56H258V57H255ZM258 54V55H257ZM45 55V56H46ZM51 55V56H50ZM63 55V56H62ZM139 55H141V54H139ZM176 55V57L175 58H177V57H185V59H183L182 60V62L184 61V60H186L187 59V61H184V64L183 63H181V62H178V60L180 61L181 59L180 58H178V60L177 59H174V56ZM178 55V56H177ZM180 55H182V56H180ZM244 55H246V57L244 56ZM260 55V56H259ZM46 56V57H47ZM124 56H123V58H124ZM167 56V57H166ZM190 56V57H189ZM197 56V57H196ZM219 56H221V57H219ZM248 56V57H247ZM252 56H254V58L252 57ZM186 57H188V58H191L192 60H193V58L195 59V60H189L188 58H186ZM193 57V58H192ZM201 57V58H200ZM215 57H218V59L217 58H215ZM244 57H245V59H244ZM253 59H252V58ZM128 58V59H127ZM172 58H173V60H172ZM229 58V59H228ZM236 58V59H235ZM239 58H241V59H239ZM243 58V59H242ZM247 58V59H246ZM250 58V59H249ZM257 58V59H256ZM166 59V60H165ZM169 59V60H168ZM196 59H198L197 61H196ZM200 59H202L201 61H203V62H201L200 61ZM203 59H205V60H203ZM209 61H208V60ZM215 59V60H214ZM217 59V60H216ZM34 60V59H33ZM175 60H176V65H175V63H173V61L175 62ZM190 61V63H189V61ZM213 60V61H212ZM70 61V62H69ZM165 61V62H164ZM204 61H205V63H204ZM208 61V62H207ZM229 61V62H228ZM237 61L239 62L238 63V65L240 66V68H242V69H240L239 68V66L237 65ZM42 62H45L44 64H49V62H46V61H42ZM169 62H171V63H173V65L171 66L170 64L171 63H169ZM178 62V63H177ZM193 62V67H192V65H191V63ZM227 62V63H226ZM234 62H236V63H234ZM262 62V63H261ZM28 64L29 65V68H27V66H26V64ZM89 63V64H88ZM166 63V64H165ZM181 63V64H180ZM195 63V64H194ZM198 63V64H197ZM257 63H258V65H257ZM43 64V65H44ZM85 64H87L86 65V67H85ZM181 66L182 65V67H183V65H185V67L186 68H184L183 67V69H182V67H179V69L178 68H175V66L176 67H178L179 65ZM189 64V65H188ZM217 64V65H216ZM225 64V65H224ZM228 64V65H227ZM234 66H233V65ZM241 64V65H240ZM247 64V65H246ZM73 65V66H72ZM93 65V64H92ZM178 65V66H177ZM190 65H191V67H190ZM196 65V66H195ZM210 65V66H209ZM227 65V66H226ZM232 67V68H235V69H233V70H236L235 72H232V74H231V71H229L228 72V67H230V66ZM243 65V67H241ZM257 65V66H256ZM163 66V67H162ZM224 67V69H221L220 71H219V69H218V67H220V68H222V67ZM86 68V70H85V68ZM162 67V68H161ZM173 69H175V70H178V71H174V72H172L171 70H172V68ZM188 67V68H187ZM212 67H216V69L218 70H216L217 71V75L218 74H220V75H215L216 74V71H213V70H215V69H213ZM237 67V68H236ZM248 68V70H247V68ZM8 68V69H7ZM76 68V69H75ZM81 68V69H80ZM124 68V67H123ZM169 68H171L170 69V71L172 72V73H170V71H168L169 70ZM181 68V69H180ZM208 68V69H207ZM209 68H210V70H209ZM212 68V69H211ZM254 68V69H253ZM256 68V69H255ZM80 69V70H79ZM198 69H200L199 71H198ZM240 69V70H239ZM246 69V70H245ZM250 69V70H249ZM40 70V71H39ZM124 70V72L126 73V69L124 68L123 69ZM207 70V71H206ZM224 70H226V71H224ZM232 70V71H233ZM242 70H244L245 71V73L242 71ZM128 71V70H127ZM197 71V72H196ZM205 71L207 72V73H205ZM209 71H212V73L215 75V76H213V74L211 73V72H209ZM241 72V75H239L240 74V72ZM251 71V72H250ZM256 71V72H255ZM80 72V73H79ZM84 72V73H83ZM86 72V73H85ZM168 73V76H167V73ZM195 72V73H194ZM215 72V73H214ZM220 72H222V75H221V73ZM227 72V73H226ZM249 72V73H248ZM166 73V74H165ZM179 73V74H178ZM205 73V74H204ZM211 73V74H210ZM236 73V74H235ZM243 73V74H242ZM33 74V75H32ZM87 76H86V75ZM98 74V73H97ZM170 74V75H169ZM183 74V75H182ZM201 74V75H202ZM239 76H238V75ZM251 74V75H250ZM32 75V76H31ZM181 75V76H180ZM224 75H228V76H225V78L223 77ZM232 75V76H231ZM236 75V76H235ZM254 75V76H253ZM35 76V77H34ZM41 75H39V77H38V80H39V78H42V77H40ZM48 76V75H47ZM89 76V77H88ZM94 76V77H93ZM212 76H213V78H212ZM230 76V77H229ZM236 78H235V77ZM244 76V77H243ZM250 76V77H249ZM4 77V78H3ZM11 77V78H10ZM22 77H27L29 80H28V82H27V79H25L24 80V78H22ZM82 77V78H81ZM86 77V78H85ZM172 77V78H171ZM209 77H211V78H209ZM214 77H215V79H214ZM219 79H218V78ZM224 78V79H222L221 80V78ZM229 77V78H228ZM232 77V78H231ZM243 77V78H242ZM2 78H3V80H2ZM34 78V79H33ZM158 78V77H157ZM169 78H171V80L169 79ZM205 78V79H204ZM207 78V79H206ZM209 78V79H208ZM235 78V79H234ZM13 79V80H12ZM211 79V80H210ZM213 79V80H212ZM239 79V80H238ZM247 79V80H246ZM252 79V80H251ZM7 80H8V82H7ZM35 80V81H34ZM95 80V79H94ZM157 80V79H156ZM208 80H209V82H208ZM221 80V82H219ZM228 80V81H227ZM234 80V81H233ZM26 81V82H25ZM30 81H32V82H30ZM90 81L92 82V83H90ZM203 81V82H202ZM239 81V82H238ZM0 82V83H1ZM25 82V83H24ZM84 82H86V83H84ZM202 82V83H201ZM217 82H219V83H221V84H219V83H217ZM241 82H245L244 83V85L241 83ZM246 82H248V83H246ZM209 83V84H208ZM233 83H234V87L232 88V86H233ZM240 83V84H239ZM22 84H23V89L22 88H20V87H22ZM25 84V85H24ZM30 85V84H32V85H30L29 86V89H27L26 91H24L27 87H25L24 88V86H26V85ZM90 84V85H89ZM94 84V85H93ZM95 84H97V85H95ZM201 84H202V86H201ZM208 86H207V85ZM215 85L216 86V88L219 86V87H221L222 86V88H219V89H216L215 88V86L213 87V85ZM232 84V85H231ZM239 84V85H238ZM27 85V86H28ZM165 85V86H164ZM167 85V86H166ZM187 85H188V83H187ZM187 85H186V83H184V86H185V88L187 87ZM203 85H204V87H203ZM218 85V86H217ZM236 85V86H235ZM241 85V86H240ZM33 87V91H32V93H31V88ZM211 86V87H210ZM237 86H238V88H240V87H242V88H240L241 90H239L238 91V88H237ZM251 86H252V88H251ZM258 86H260L259 87V89H258ZM200 87H202V88H200ZM253 87H254V89L256 90H254L253 89ZM4 88H5V90H4ZM14 88V89H13ZM191 88V87H190ZM193 88H195V90H193ZM209 88L212 90V91H210L209 90ZM235 88V89H234ZM236 88H237V90H236ZM22 89V90H21ZM87 89V88H86ZM201 89H204L203 91L204 92H208V93H211V94H208V93H204ZM207 89V90H206ZM215 91H214V90ZM252 89V90H251ZM257 89L259 90V93H262V95H260L261 97H258L259 99H257V101H253L254 99H255V95H254V99L252 98V94H253V92H254V94H257L256 92H257ZM260 89H262L261 91H260ZM8 90L10 91V90H12L11 92H10V94H9V92H8ZM20 90V91H19ZM30 90V92H28ZM143 90V91H142ZM206 90V91H205ZM216 90H218V91H216ZM221 90V91H220ZM225 91V93H224V91ZM249 90H250V93L251 94H249ZM81 90H79V89H77L76 90V93H78V94H80L81 92H83V91H81ZM185 91H186V93L187 94H185ZM191 91V92H190ZM194 91V93L197 91V92H199V91H201V97L200 96H197V94L198 93H196V95L194 94V93H192ZM217 92V93H214V92ZM247 91V92H246ZM20 92V93H19ZM27 93V95H26V93ZM80 92V93H79ZM139 92V93H138ZM156 92V93H155ZM190 92V93H189ZM232 92H234V93H232ZM241 92V93H240ZM16 93H12V94H16ZM155 93V94H154ZM214 95H213V94ZM239 93V94H238ZM78 94H75V97H77L76 95H78ZM154 94V95H153ZM200 94H198V95H200ZM217 94V95H216ZM219 94V95H218ZM226 94V95H225ZM241 94V95H240ZM245 94V95H244ZM25 97H24V96ZM100 95H102L101 96V98H100ZM185 95H187V97H193V98H195V96H196V98L195 99H199V100H201L200 102H199V100L198 101H196L195 99V102L196 103H198V104H196L195 102H194V100H192L193 98H191L190 97V99L193 101H191L190 100V102L188 103L189 104V107H188V104H187V106L185 105V103H183V101H185V99L187 98ZM190 95V96H189ZM208 95H210V96H208ZM225 95V97H224V99H223V96ZM249 97H248V96ZM252 95V96H251ZM16 95L14 96V97H17ZM152 96H154V98L152 97ZM206 96V97H205ZM219 96V97H218ZM230 96V97H229ZM234 96H237V97H234ZM244 96H246V97H244ZM258 96H259V94H258ZM13 97V98H14ZM27 97V98H26ZM30 97V98H29ZM39 97V96H38ZM84 97L85 98H87V95L85 96L84 95ZM99 97V98H98ZM150 97V98H149ZM157 99H156V98ZM184 97H186V98H184ZM203 97V98H202ZM239 97V98H238ZM242 97H244V99L242 98ZM251 97V98H250ZM78 98H80V96H78ZM98 98V99H97ZM151 98H153V99H151ZM213 98H215V99H213ZM227 98H228V100L230 101H228L229 102V104H228V102H226V100H227ZM253 101V102H251V100ZM256 98H257V95H256ZM101 99V100H100ZM183 101H182V100ZM206 99V100H205ZM210 99V100H209ZM235 100V102H233L234 100ZM237 99V100H236ZM240 99V100H239ZM246 99H248V100H250V102L249 101H247ZM8 100V101H7ZM15 100V101H14ZM219 100V101H218ZM221 100V101H220ZM13 101H14V103H13ZM23 101V102H22ZM141 101V100H140ZM182 101V102H181ZM208 101V102H207ZM218 101V102H217ZM227 103H225V102ZM238 101V102H237ZM259 101H261V102H259ZM29 102H31V103H29ZM222 102H224V104H226V105H224V106H221L222 104ZM94 103H93V106H94ZM181 103V104H180ZM217 103V104H216ZM232 103V104H231ZM240 103V104H239ZM242 103H244V105H241ZM245 103H247V104H245ZM251 103V108H250V104ZM252 103H253V105L255 104V106H253L255 109H253V107H252ZM7 104V103H6ZM5 104V105H6ZM64 104V106L66 107L67 106V104L68 103H63ZM180 104V105H179ZM192 104H194L193 106H192ZM203 104H205V105H203ZM13 105L15 106L14 107V109H13ZM27 105V106H26ZM69 105V104H68ZM184 105V106H183ZM201 105V106H200ZM241 105V106H240ZM246 105V109H244L245 106ZM247 105H249V109H248V106ZM256 105H258V106H256ZM7 106H8V104H7ZM19 107V108H17V107ZM24 106V107H23ZM31 107V109L30 108H28V107ZM185 106H186V108H185ZM196 106H198L197 108H196ZM210 107H211V105H209ZM208 106V107H209ZM238 106V107H237ZM27 107V108H26ZM35 107V106H34ZM244 107V108H243ZM263 107V106H262ZM8 108H9V106H8ZM10 108V109H11ZM17 110H16V109ZM46 108H48L49 109V107H46ZM70 108V107H69ZM91 108H93L94 109V107H91ZM96 109H95V111H93V114L94 115H92L90 112L91 111H86L85 112V114L87 115V113L91 116V118H92V116L94 117V118H92V124L91 123H89V124H91V126L93 125V122L95 121V123H94V125L98 128V126H97V124H99L98 122H99V119H100V113H101V108H100V103H99V106H98V104L96 105V107H95ZM194 108V109H193ZM229 108V109H228ZM241 108H243V109H241ZM27 111H26V110ZM97 109H98V111H97ZM192 109V110H191ZM198 109V111H199V114H198V111H196ZM228 109V110H227ZM241 109V110H240ZM14 110H16L15 112H17V113H15V112H13ZM23 111L24 110V112H18V111ZM31 110V111H30ZM50 110V111H49ZM48 110V114L49 115H55V114H52V113H55V111L53 110V109H49ZM224 110H225V112H224ZM227 110V111H226ZM240 110V112H238ZM30 111V112H29ZM250 111V112H249ZM194 112H195V114H194ZM237 114H239L240 113V115H236V116H238V117H235V116H233L235 113ZM11 113V114H10ZM30 113V114H29ZM98 113V114H97ZM224 113H225V115H224ZM250 113V114H249ZM13 114V115H12ZM25 114H27L26 116H25ZM34 114H36L35 116H34ZM96 114H97V116H96ZM221 114H223V115H221ZM233 114V115H232ZM31 116V119L29 118V116ZM28 116V117H27ZM33 116V117H32ZM231 116H233V117H231ZM18 117V118H17ZM54 117V116H53ZM95 117H96V119H95ZM199 117V118H198ZM227 117V118H226ZM235 117V118H234ZM262 117V116H261ZM7 118L9 119V120H7ZM25 118H27V119H25ZM99 118V119H98ZM186 120V121H183L184 119ZM219 118V119H218ZM254 118V119H253ZM261 119V120H256V119ZM95 119V120H94ZM218 119V120H217ZM221 119H223V120H221ZM232 119V121H233V124H231L232 123V121L231 122H228V121H230ZM245 119L247 120L246 122H245ZM253 119V120H252ZM28 120H30V122H28ZM31 120H32V122H34L35 124L36 123H39V121H41L42 123V125L40 124V130H38V128H36V129H34L33 128V125H31ZM70 121H72V124H73V121L74 120H72V119H69ZM215 120H217L218 122L216 123L215 122ZM220 120L221 121H223V122H220ZM241 120H244V122L243 123H241L240 121ZM3 121V122H2ZM7 121H10V123H12V126H11V124L10 123H8ZM38 121V122H37ZM187 121H189V123L187 122ZM201 121V120H200ZM199 121V122H200ZM214 121V122H213ZM253 121V122H252ZM23 122H24V124H23ZM43 122H44V124H43ZM185 122V123H184ZM187 122V123H186ZM213 122V123H212ZM4 123V124H3ZM191 123H193V124H191ZM209 123V124H210ZM220 123V124H219ZM224 124V125H221V124ZM228 125H226V124ZM231 124V125H229V124ZM237 123V124H236ZM253 123V124H252ZM9 124V125H8ZM26 124H28V125H26ZM196 124H198V121H197V123ZM208 124V125H209ZM213 124V125H212ZM216 124V125H215ZM255 124V126L257 127V125H259V126H261V127H257L258 128V131H256V127L255 126H253ZM29 125H30V127H29ZM190 127H189V126ZM220 125V126H219ZM226 125V126H225ZM251 125V126H250ZM10 126V127H9ZM31 126H32V128H31ZM95 126H92L91 128V130L93 131V128H95L94 129V131H96L97 130V128L95 127ZM192 126V127H191ZM212 126V127H211ZM230 126V127H229ZM248 126H249V128H248ZM255 128H253V127ZM19 127H20V129H19ZM215 127H216V129H215ZM225 127V128H224ZM228 127V128H227ZM236 128V130H235V128ZM237 127H239V128H237ZM245 127V128H244ZM251 127V128H250ZM1 127H0V131H1V129H2ZM7 128H9V129H7ZM14 128H12L13 130H14ZM190 128V129H189ZM191 128H194L192 131H191ZM261 128V129H260ZM21 129H22V131H21ZM215 129V130H214ZM237 129H240V130H242V131H240V130H237ZM245 129H247V131L245 132ZM249 129H250V131L252 132V134H251V132L249 131ZM263 129V130H262ZM212 130H214V131H212ZM253 130H254V132H253ZM262 131L263 132V134H262V132H260V131ZM9 131H10V134H9ZM36 131H37V133H36ZM216 131V132H215ZM222 131V132H221ZM224 131V132H223ZM234 133H233V132ZM4 132H6L7 134H5ZM34 132L36 133V134H34ZM194 132V133H193ZM213 132H215L216 134L214 135V133ZM220 132V133H219ZM231 133V135H229L230 133ZM245 132V133H244ZM249 132V133H248ZM256 132V133H255ZM3 133V134H2ZM222 133H224L223 135H225L226 136V134L229 136H226V138H223L222 136ZM226 133V134H225ZM236 133V134H235ZM253 133H254V135H253ZM258 133V134H257ZM208 134V135H207ZM220 134V135H219ZM250 134L252 135L251 136V139L249 140H247V138H249L250 137ZM14 136L16 135V134H13ZM221 136V139H220V137L219 136ZM236 135V136H235ZM239 135V136H238ZM242 135V136H241ZM246 135V136H245ZM248 135H249V137H248ZM261 136L260 138V140L258 141L257 139H255V138H259L258 136ZM263 135V136H262ZM244 136V137H243ZM255 136V137H254ZM10 137H12V135H10ZM192 137V138H191ZM200 137V136H199ZM202 137V136H201ZM205 137V138H206ZM239 137H240V139H239ZM4 138V139H5ZM20 138H21V135H20ZM20 138L18 139V137H17V139L18 140H20ZM214 138H216V139H214ZM227 138H229V139H227ZM231 138L233 139V140H231ZM244 138V139H243ZM12 139H13V137H12ZM15 140V142L13 141V143H15V145L17 144V140H16V136H15V138H14ZM219 139V141H216V140H218ZM227 139V140H226ZM236 139V140H235ZM239 139V140H238ZM253 139H255L259 144H257V142L255 141V140H253ZM8 140V139H7ZM226 140V141H225ZM230 140V141H229ZM242 140H244V141H246L247 140V142H248V145H246L247 144V142H244L243 141V143H242ZM69 141H71V140H69ZM215 143H217V144H213L214 142ZM222 141H224V142H226V143H229L230 145H225ZM229 141V142H228ZM249 141H255L254 142V144L252 143V142H250V146H249ZM213 142V143H212ZM231 142V143H230ZM238 142V143H237ZM239 142L240 143H242V144H244V145H242V144H240L239 145ZM233 143H234V146H233ZM224 144V145H223ZM252 144H253V146H252ZM255 145V146H254ZM219 146V147H220ZM228 148H227V147ZM234 148H233V147ZM238 146H240L241 147V149H240V147H238ZM244 146H245V149L246 150H244V152L242 151L243 150V148H244ZM247 146V147H246ZM249 146V147H248ZM260 146V147H259ZM64 147L65 146H61V149L63 150L64 149ZM193 147V148H192ZM223 147H225V148H223ZM223 148V149H222ZM227 148V149H226ZM248 148V149H247ZM222 151H221V150ZM229 149H231V150H235L233 153H235V152H237V153H235V154H233L232 153V151H230ZM226 150V151H225ZM237 150V151H236ZM239 150L240 151H242V153H240V155L242 154L243 156H244V158H245V156L248 158V156H249V159H247V161H245L244 159H241L240 160V156H238V159H237V162H239V164H241V165H236V167H235V165L232 163V160L233 159H235L236 157H237V154H239ZM252 150V151H251ZM259 150H261L263 153H261V152H258ZM45 152H44V154H48L49 152H46V150H44ZM225 151V152H224ZM227 151H229L230 153H231V155H229L228 153H227ZM248 151H251V152H253L252 154L253 155H251L250 156V154H251V152H249L248 153ZM258 153V155L259 154H261L259 157H258V155H256L257 153ZM53 153H54V150H53ZM195 153V154H194ZM203 153V154H202ZM5 154H7L8 156L10 155V154H8V153H5ZM5 154H3V152H1V154H0V160H2V159H4V161L2 160V161H0L2 164L4 163V164H6V161L8 160L9 162H7V166H5V165H2V164H0V165H2V167L0 166V176H3V180H2V178H0V195L1 196H3L4 197V195L6 196V193H9V190H7V189H9V188H4L3 189V184H4V180H6V181H8V183L9 184H11V183H13V182H11L12 180L14 181V183L13 184H11V187H12V189H11V187H10V189H11V193H12V191H13V195H15L14 197H16V199L18 198H20L19 200L17 199V203H20V204H18L17 205V207H21L20 205L21 204H23V203H21V202H23V201H25L24 199H26L25 197H26V194L29 192H27L26 190H24V188H26L25 186H27V190H28V188H30V187H32V188H36V185L38 184V182L36 181V179L34 180V185H31L32 183H28L29 184V186L27 185V183H22L21 184V182H23V180H24V177H26L28 174L27 173H30V174H33L32 172H31V170L29 171V169H28V171H27V173H26V171L23 169V170H21V169H19V168H21V164H20V162L18 161V160H13L10 156L8 157L7 155L6 156H4V157H2L3 155H5ZM191 156H190V155ZM192 154H194L193 156H192ZM249 154V155H248ZM2 155V156H1ZM196 155V156H195ZM222 155H228L227 156V158L225 157V156H223L222 158H221V156ZM233 155L234 156H236V157H234V158H232L233 157ZM241 155V156H242ZM254 155H256L257 157L256 158H259L260 159V161H259V159H257L258 161L257 162H254L255 160L253 159V158H255L254 157ZM201 156H203L202 158H201ZM2 157V158H1ZM8 157V158H7ZM205 157H207V159L205 158ZM250 157H253V158H250ZM262 157L264 158V154L262 155ZM226 158V159H225ZM229 158H231V159H229ZM243 158V157H242ZM12 159V160H11ZM200 160V159H202V160H200L201 162L199 163V161H197V160ZM219 159H222V161L221 160H219ZM11 160V161H10ZM195 160V161H194ZM208 160V161H207ZM224 160V161H223ZM225 160H230V162L234 165H232V164H230V162L228 161H225ZM242 160H244V161H242ZM249 160V161H248ZM254 160V161H253ZM13 161L15 162V163H13ZM191 161H193V162H191ZM197 161V162H196ZM222 162L223 164L221 165V163H219V162ZM11 162V167H10V165H9V163ZM19 163V166H18V164H16V163ZM203 162V163H202ZM225 162V163H224ZM233 162H234V160H233ZM235 162H236V159H235ZM240 162H243V163H240ZM244 162H245V164H244ZM205 163H207V164H205ZM229 163V165H227ZM248 163V164H247ZM15 165V167H14V165ZM208 164H209V166H208ZM219 164H220V166H219ZM242 164H244V166H242ZM250 164V165H249ZM254 164V165H253ZM21 165V166H20ZM203 165V166H202ZM209 167H207V166ZM224 165H227V166H224ZM253 165V166H252ZM197 166H200V168L199 167H197ZM224 167L222 170L220 169V167ZM229 166L233 169H235V171L236 170H239V171H236L237 173H235L234 175H230L229 174V172H231L232 170H231V168H229ZM239 166H240V168L241 169H238L239 168ZM242 166V167H241ZM9 167V168H8ZM19 167V168H18ZM225 167H226V169H225ZM238 167V168H237ZM6 168V169H5ZM14 170H13V169ZM16 168H18V169H16ZM207 168V169H206ZM229 168V169H228ZM16 169V170H15ZM212 169H213V172H211L212 171ZM214 169H216L215 171H214ZM225 169V171H223ZM256 169V170H255ZM11 171V170H13V172H11V174L10 173H6V171ZM19 170V171H18ZM69 170L70 171H72V169H68V172H69ZM197 170V171H196ZM219 170H221L220 172H219ZM229 172H228V171ZM231 170V171H230ZM243 170V171H242ZM254 170V171H253ZM5 171V172H4ZM15 171H16V173H18V174H21L22 172L21 171H23V178H22V176H20L22 179L20 180V178H19V176L15 173ZM217 171V172H216ZM227 171V172H226ZM56 172L57 171H55V170H53V172L51 171V174L52 175H55L56 174ZM59 172V171H58ZM57 172V173H58ZM214 172H216V173H214ZM233 173H234V170L232 171ZM243 172V173H242ZM245 172H247V174H245ZM2 173V174H1ZM4 173V174H3ZM14 173L17 175V176H15L14 175ZM25 173H26V176H24L25 175ZM53 173H55V174H53ZM201 173V174H200ZM203 173V174H202ZM232 173V174H233ZM240 173V174H239ZM198 174V175H197ZM214 174H217V176H215ZM218 174H219V177H218ZM221 174V175H220ZM230 175V176H228V175ZM243 174V175H242ZM245 174V175H244ZM249 174V175H248ZM8 176V177H5V176ZM36 176H38V174H35ZM202 175V176H201ZM226 177H225V176ZM246 175H247V177H246ZM257 175V176H256ZM33 176H34V174H33ZM222 176V177H221ZM226 178H224V177ZM239 177V176H241V177H239V178H235V177ZM260 176V177H259ZM10 177V178H9ZM15 177V178H14ZM200 177V178H199ZM221 177V178H220ZM231 177V178H230ZM9 178V179H8ZM208 178V179H207ZM236 180H235V179ZM257 178H261L260 180H258V182L256 181L257 180ZM11 179V180H10ZM33 179H34V177H33ZM216 179V180H215ZM233 179V180H232ZM203 180V181H202ZM219 180V181H218ZM221 180V181H220ZM253 182H252V181ZM10 181V182H9ZM18 181V182H17ZM41 181V180H40ZM39 181V182H40ZM246 181H248V183L246 182ZM116 182V185L118 186V189H123V188H128L130 185H128L127 184V186L124 184V183H122V182H120V181H118L117 179H115L114 180V183ZM198 182V183H199ZM235 182H237V183H235ZM3 183V184H2ZM17 183H18V185H17ZM215 183V184H214ZM220 183V184H219ZM223 185H222V184ZM229 183V184H228ZM233 183V184H232ZM245 183H246V185H247V187H249L250 186V183H251V185L252 186H254V188H255V190H254V188L252 189L253 191H250V189L248 188V190L246 189V191H245V188L244 187H246V186H244L245 185ZM253 183V184H252ZM16 186H15V185ZM23 184H26V185H24L23 186ZM36 184V185H35ZM210 184H211V187H210ZM218 184V185H217ZM224 184H226L225 186H224ZM232 184V185H231ZM240 186H238V185ZM256 184V185H255ZM13 185V186H12ZM18 186V187H17ZM204 186V187H203ZM205 186H208V187H205ZM224 186V187H223ZM228 186V187H227ZM231 186V187H230ZM238 186V187H237ZM255 186H257V188L255 187ZM14 187V188H13ZM210 187V188H209ZM216 187V188H215ZM221 187H223L222 189H221ZM246 187V188H247ZM19 188V190L18 191H21L20 193L22 194L21 195V197H19L18 196V191L16 190V189H18ZM32 188H30V189H32ZM205 188H208V190L210 191H208V193L209 194H207V192H205V191H202V189H205ZM227 188V189H226ZM235 190H234V189ZM242 188H244V189H242ZM250 188H252V187H250ZM2 189H3V191H2ZM146 190H147V188H145ZM219 190V189H221V190H223V192H221L220 190L219 191H217V190ZM229 189H231L230 191H228ZM15 190V191H14ZM206 190V189H205ZM239 190V192H236V191H238ZM256 190H258V191H256ZM2 191V192H1ZM23 191H25L26 193H24ZM231 191H232V193H231ZM257 193H256V192ZM17 192V193H16ZM39 192V191H38ZM44 192V191H43ZM205 192V193H204ZM214 192V193H213ZM221 192V193H220ZM234 192V193H233ZM247 192H249V194L251 195H249ZM256 193L254 196L255 197H253V193ZM15 193V194H14ZM19 193V194H20ZM40 193V192H39ZM227 193V194H226ZM238 193V194H237ZM244 195H243V194ZM224 194V195H223ZM229 194H231L230 195V198H228L229 197ZM241 196H240V195ZM261 194V195H260ZM41 195L42 194H40L39 196L41 197ZM150 195V192L147 190V191H145V192H142V193H140V194H138V195H135L134 197H133V200H139V202L141 201H143L142 203H149L150 202V197H148ZM207 195H209V196H207ZM211 195V196H210ZM226 195V196H225ZM239 195V196H238ZM139 196V197H138ZM243 196V197H242ZM249 196V197H248ZM258 196V197H257ZM24 197V198H23ZM40 197H37V198H40ZM142 197V198H141ZM148 197V198H147ZM209 197V198H208ZM223 197V198H222ZM234 197V198H233ZM23 198V199H22ZM225 198V200H223ZM248 198V199H247ZM252 199V201H251V199ZM257 198V199H256ZM41 200H43L42 198H40ZM40 199H38V200H40ZM143 199V200H142ZM211 199V200H210ZM222 199V200H221ZM242 199V202H240V200ZM243 199H245V200H243ZM254 199V200H253ZM256 199V200H255ZM133 200L131 201V202H133ZM197 200V201H196ZM209 202H208V201ZM216 200V201H215ZM233 200V201H232ZM236 200V201H235ZM193 201V202H192ZM223 201V202H222ZM245 201V204L243 203ZM254 201H255V203L256 204H258L257 206H256V204L255 205H253L254 204ZM45 202V200L44 201H42V203L41 204H45L44 203ZM195 202V203H194ZM197 202V203H196ZM232 204H231V203ZM239 202V203H238ZM193 203V204H192ZM211 203V204H210ZM222 203V204H221ZM243 204V206L247 209V213L245 212V214H244V216H243V218L244 219H246V220H244V219H242V225L240 226V227H238V229H236V231H237V234L238 235H236L235 234V231H232L231 232V234L230 235H228L226 232L224 233V231L226 230V228L228 227V221H229V215L230 214H232L231 212H232V210L235 208V206L237 207L239 204ZM253 203V204H252ZM218 204V205H217ZM238 204V205H237ZM247 204H249V205H247ZM230 205H231V207H230ZM38 206H40V204H38L37 205V207ZM229 206V207H228ZM247 206L250 208H247ZM251 206V207H250ZM256 206V207H255ZM16 206H15V208H17ZM41 207V206H40ZM220 207V208H219ZM226 207V208H225ZM253 207L254 208H256V212L254 211V209H253ZM194 208H196V207H194ZM224 208V209H223ZM262 208V209H261ZM217 209H219V210H217ZM226 209H228V210H226ZM230 209V210H229ZM252 209H253V212H251L252 211ZM262 211H261V210ZM259 210V211H258ZM191 211V212H190ZM248 211H249V213H248ZM261 211V212H260ZM221 212H222V214H221ZM225 212H226V214H225ZM228 212V213H227ZM188 213H190V214H188ZM251 213V214H250ZM253 213H254V215H253ZM261 213V214H260ZM158 215H159V213H157ZM155 215V216H153V217H151V218H149V220H148V225H154L155 223L154 222H157L158 220H165L166 221V218H163L162 216H158V215ZM219 214V215H218ZM220 214H221V216H220ZM147 215V214H146ZM246 215V216H245ZM257 215V216H256ZM70 215H67V216H65L66 217V219L64 218V222H67V220H69V217ZM231 216V215H230ZM249 218H248V217ZM255 216V217H254ZM216 217H218V218H216ZM221 217V218H220ZM251 217V218H250ZM258 217H261L260 219L258 218ZM102 218V219H101ZM154 218V219H153ZM163 218V219H162ZM215 218V219H214ZM247 218H248V220H247ZM263 218V219H262ZM152 219V220H151ZM171 219V218H170ZM219 219V220H218ZM227 219H228V221H227ZM98 220H103L102 221V226H101V224H99L97 221ZM219 222H218V221ZM249 220H250V223H249ZM253 221V223H255V225L252 223V221ZM256 220V221H255ZM154 221V222H153ZM222 221H223V223H222ZM245 221H247V222H245ZM263 223V225L261 224V222ZM150 223V224H149ZM219 223L221 224V225H219ZM99 226H98V225ZM226 224H227V226H226ZM247 224H250V225H248L247 226ZM64 225H65V223H64ZM110 225V226H109ZM253 225H254V227H253ZM262 225V226H261ZM0 226H2V224H0ZM98 226V228H96ZM108 226H109V228H108ZM258 226V227H257ZM4 227H6V226H4ZM222 227V228H221ZM224 227H226V228H224ZM247 227V228H246ZM262 229H261V228ZM101 228V229H100ZM112 228V229H111ZM178 228V227H177ZM193 228V229H192ZM244 228L246 229V230H244ZM103 229V230H102ZM108 229L110 230V232H108V234L107 235H109V233L113 236L112 237V239H111V236L110 237H107V238H109V239H111L112 241L114 240L115 242H112V241H110L109 239H106V238H101V237H99V240L100 239H102L103 240V242H102V244H100L99 243V241H98V239H97V237L96 236H98V235H104L103 233H102V231H105V232H107L108 231ZM187 229V230H188ZM239 229H241V230H239ZM159 230H161V231H159ZM223 230V231H222ZM256 230V231H255ZM220 231V232H219ZM243 231V232H242ZM258 231V233H256ZM262 231V232H261ZM168 232V233H167ZM216 232V233H215ZM242 232V233H241ZM246 232V233H245ZM260 232V233H259ZM96 233H98V234H96ZM100 233V234H99ZM156 234V235H155ZM182 234H184V235H182ZM232 234H234V236H231ZM242 234H243V236H242ZM60 235H61V233H59V237H57V239H58V241L60 240L59 238H60ZM83 235H84V237H83ZM96 235V236H95ZM218 235H222L220 238H219V236ZM223 235H225V237L223 236ZM226 235H228V236H226ZM254 235V236H253ZM116 236V237H115ZM148 236V237H147ZM192 236V237H191ZM210 236V237H209ZM218 236V237H217ZM260 236V237H259ZM263 236V237H262ZM88 239H87V238ZM143 237H144V240H143ZM145 237H146V239H145ZM178 237V238H177ZM228 237V238H227ZM235 237V238H234ZM84 238H86V240L84 239ZM93 238H95V239H97V241L95 240V239H93ZM114 238V239H113ZM117 238H119L120 240H117ZM153 238H155V240H152ZM192 238V239H191ZM193 238H195L196 239V241H195V239H193ZM212 238V239H211ZM218 238V239H217ZM223 238H225L227 241V243L226 242H224L225 241V239L223 240ZM241 238H239V239H241ZM258 238H260V239H258ZM104 239H105V241H104ZM128 239V240H127ZM157 239V240H156ZM172 239H173V241H172ZM216 239V240H215ZM252 239H253V241H252ZM86 242H85V241ZM90 240V241H89ZM93 240V241H92ZM106 240H108V241H106ZM126 240V241H125ZM152 240V241H151ZM192 240V241H191ZM193 240H194V242H193ZM215 240V241H214ZM218 240H220V241H218ZM223 241V243L221 244V242ZM256 240V241H255ZM82 241V242H81ZM91 241H92V244H91ZM94 241L96 242V243H98V244H95L94 243ZM118 241V242H117ZM121 241V242H120ZM128 241V242H127ZM150 241V242H149ZM156 241V242H155ZM191 241V242H190ZM213 241V242H212ZM261 241V242H260ZM80 242H81V244H80ZM105 242V243H104ZM114 243V244H117V245H115V246H112L111 244L112 243ZM131 242V243H130ZM194 243V245H193V243ZM84 243H85V245H84ZM87 243H89L88 245H87ZM110 244V245H106V244ZM129 243H130V247H129ZM132 243L134 244V245H132ZM180 243H182V244H186L185 246H188V247H190L191 246V248H189V249H186L185 248V246L184 245H181ZM199 243H200V245H199ZM201 243H203V245H204V251L205 252H203V250L201 249ZM255 243V244H254ZM259 243V244H258ZM91 244V245H90ZM99 244H100V247L102 248V249H95V248H97L96 246H98V248H100L99 247ZM103 244H105V246H107V247H105ZM119 244H121L120 246L121 247H119ZM154 244H156V245H154ZM178 244L180 245V247L178 246ZM191 244V245H190ZM199 246H198V245ZM217 244H218V246H217ZM81 245V246H80ZM90 245V246H89ZM93 245H95V248L93 247ZM101 245H103V246H101ZM124 245V246H123ZM131 245H132V248H131ZM153 245V246H152ZM212 245V246H211ZM255 245V246H254ZM257 245V246H256ZM84 246H86V247H84ZM128 248H127V247ZM174 246V247H173ZM176 246V247H175ZM178 246V247H177ZM195 248H193V247ZM199 248H198V247ZM209 246H211V248L209 247ZM215 246H216V248H215ZM226 246V247H225ZM89 247V248H88ZM115 247H117V248H115ZM154 247V248H153ZM173 247V248H172ZM184 247V248H183ZM214 247V248H213ZM122 248H125V249H122ZM170 248H172V251L171 250H169ZM210 248V249H209ZM220 248V249H219ZM226 248V249H225ZM254 248V249H253ZM259 248V249H258ZM57 249V250H56ZM128 249V250H127ZM134 249V250H133ZM154 251H153V250ZM156 249V250H155ZM158 249L160 250L159 251V253H158V255L156 256V252H158ZM173 249H174V251H173ZM179 249V250H178ZM181 249V250H180ZM183 249H186V250H184V251H182ZM215 250V252H213L214 250ZM217 249V250H216ZM256 249V250H255ZM53 250V251H52ZM51 250V252H50V254L48 255V259L50 260V263L48 262L47 264H56V262H57V264H58V262H59V258H60V256H61V248H60V243H58L57 244V247H54L53 249ZM95 250H98L94 255H93V253L95 252ZM108 250V251H107ZM150 251V253H149V251ZM161 250H162V252H161ZM163 250H165L166 252H164ZM258 250V251H257ZM260 250V251H259ZM262 250V251H261ZM111 253H110V252ZM120 251V252H119ZM126 251V252H128V254L126 253H124V252ZM133 253H132V252ZM177 251V252H176ZM56 252H58V253H56ZM92 253L91 255H90V253ZM146 252H147V254H146ZM153 252V255L151 254ZM168 252V253H167ZM173 252V253H172ZM175 252V253H174ZM183 252V253H182ZM201 252H202V254H203V256H202V254H201ZM219 252V253H218ZM228 252V251H227ZM256 252V253H255ZM81 253V252H80ZM86 253V254H85ZM98 253H99V255H98ZM105 253H107L106 254V256H109V259H106L107 261H105L104 259H101L102 257H104L105 256ZM121 253V255H122V253H124L125 255H127V256H130V257H128L127 258V256L125 257L124 255L123 256H121L120 255V257H119V255H115V254H120ZM134 253H136V254H134ZM188 253V254H187ZM214 253H215V255H214ZM255 253V254H254ZM90 255V257L88 258V256ZM102 256H101V255ZM110 254V255H109ZM113 254V255H112ZM133 256H132V255ZM147 256H146V255ZM150 254V255H149ZM186 254V255H185ZM193 254V255H192ZM220 254V255H219ZM93 255V256H92ZM155 255V256H154ZM164 255H166V256H164ZM173 255V256H172ZM189 255V256H188ZM199 255H201V256H199ZM221 256V257H219V256ZM224 255V256H223ZM228 255V256H227ZM52 256V257H51ZM86 256H87V258H86ZM112 256V257H111ZM143 256H145L146 257V259H144L145 257H143ZM154 256V257H153ZM160 258H159V257ZM167 256H169V257H167ZM171 256V257H170ZM183 256V258H181ZM193 258H192V257ZM198 256V257H197ZM206 256H207V258H206ZM214 256V257H213ZM217 256V257H216ZM223 256V257H222ZM78 257H80V258H78ZM124 257V258H123ZM148 257V258H147ZM150 257H152L151 259H150ZM175 257V258H174ZM180 257V258H179ZM185 257H188V258H185ZM195 257L197 258V259H195ZM230 257H232V258H230ZM262 257V258H261ZM261 259L259 258V261L261 262L262 261V259H263V261L260 263L259 262V264H264V254L263 255H261ZM55 258V259H54ZM58 258V259H57ZM120 260V259H124V261L122 262V261H118V259ZM137 258H139V259H137ZM157 258H159V259H157ZM168 258V259H167ZM177 258V259H176ZM179 258V259H178ZM191 258V261L189 260ZM211 260H210V259ZM213 258V259H212ZM217 258V259H216ZM233 258H236V259H233ZM85 259H87L86 260V262H85ZM133 259V260H132ZM143 259V260H142ZM149 259V260H148ZM153 259H154V261H153ZM156 259V260H155ZM164 259V260H163ZM166 259V260H165ZM193 259V260H192ZM205 259H208V260H205ZM220 259V260H219ZM110 260V261H109ZM126 260V261H125ZM130 260H132V261H130ZM139 261V262H137V261ZM175 260V261H174ZM185 260V261H184ZM187 260H189V263L187 262ZM230 260V261H229ZM237 260V261H236ZM135 263H134V262ZM146 261V262H145ZM156 261V262H155ZM210 261V262H209ZM213 261H215V262H213ZM222 261V262H221ZM231 261H233V263L231 262ZM79 262V263H78ZM130 262V263H129ZM141 262V263H140ZM174 262H176V263H174ZM179 262V263H178ZM185 262H187V263H185ZM212 262V263H211ZM226 262V263H225ZM236 262V263H235ZM90 264H91V262H90ZM100 264V263H99Z\"/></svg>",
  "mask_w": 264,
  "mask_h": 264
}]
</instances>
